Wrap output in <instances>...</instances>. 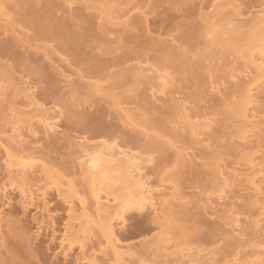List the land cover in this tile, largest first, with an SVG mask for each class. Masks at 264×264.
Here are the masks:
<instances>
[{
	"label": "rangeland",
	"instance_id": "rangeland-1",
	"mask_svg": "<svg viewBox=\"0 0 264 264\" xmlns=\"http://www.w3.org/2000/svg\"><path fill=\"white\" fill-rule=\"evenodd\" d=\"M6 1V0H5ZM10 1H11V3H10ZM16 1V2H15ZM20 1L21 0H13V3L15 2L16 3V6H15V3H14V5H13V3H12V0H8L7 2H9V3H7V9H9V10H7V9H5V10H7V11H4L5 13L6 12H8V11H10V9L12 8V6H10V5H13L14 7L12 8V9H14V11L11 9V11H13V12H11L10 11V13H14L13 14V16L15 17V15H16V13L15 12H17V13H19L21 10H25V9H27V8H25L26 6L28 7V5H29V3L31 2V0H25V2H27V5H25L26 3L24 2V0H22L21 2L22 3H20ZM30 1V2H29ZM42 1V0H41ZM51 1V0H50ZM56 1V3H57V0H55ZM60 1V0H59ZM58 1V2H59ZM131 1H133V0H131ZM135 1V3L133 2L132 4H131V6H126V4H125V6H124V3H123V5L121 6V8H124L125 7V9L128 7V8H130L131 9V7H133L134 5L133 4H135L136 5V3L138 2V3H141V6H139L140 4H138L137 3V7H139V8H135L134 9V11H132L134 14H138V17L140 16V17H145L147 20H149V21H147V23L149 22V24H147V27L148 26H150L148 29L150 30V32L148 31V32H146L145 34H147L146 36H152V40H153V38L154 39H156V40H154V41H157V40H159L160 42H162V43H164V41H165V45H166V47H168L169 45L170 46H175L176 44L178 45V47H177V45L175 46L176 48H177V50H176V52L179 54V52L181 53L182 52V54H179V56H181V55H183L184 53H186V48H188L187 49V52H188V50L190 49H193L194 51H195V49L197 48H200L201 46L203 47V45H201L202 44V41H204V39L203 38H201V40L199 41V39H197V41L198 42H201L200 43V46H197V45H199V43H196L197 41H196V37L194 36V33L197 31V30H199L200 28H201V24H202V22H203V26H205L204 24H206V25H208V17L209 16H211L212 14H213V12L215 11V8L213 7H211V5H212V3L213 4H218V2H217V0H193V2H192V0H186L187 1V3L189 2V1H191L190 3L191 4H189L188 3V5H186V9H184V7L183 8H181V10H183V11H181L180 10V8L178 7L177 8V2H175L176 0H166V1H162V0H134ZM145 1H147V2H145ZM160 1H162V2H160ZM169 1H171V2H169ZM178 1V0H177ZM212 3H211V2ZM219 1V0H218ZM224 1V0H223ZM226 1H229V0H225V3H226ZM234 1H237V0H234ZM240 3H241V7L240 8H242L241 9V11L242 10H244V12H245V16H246V18L248 19H246L245 18V16H244V18H245V20H246V22L244 21V18H243V20L240 18L241 16L239 15V17H238V15H236L235 16V14L234 13H232L231 11L230 12H228V11H226L227 13H225V14H223V17H221V18H223V22L221 21L222 19H216L215 21H213V25L215 24V29H217L218 27H219V30H220V26L223 24V23H225V20H230V19H232L234 22H233V24H232V26H239V25H249L250 24V22H249V20L250 19H255V18H253V17H255V16H257V14L262 10V12H264V0H238ZM19 2V3H18ZM23 2L25 3V4H23ZM29 2V3H28ZM43 2V1H42ZM40 3L39 4V7H40V5L41 4H43V3ZM44 2H45V0H44ZM46 2H48V0H46ZM45 2V3H46ZM61 3H64V2H62V0L60 1ZM59 2V3H60ZM121 2H124V0H121ZM169 2V3H168ZM215 2V3H214ZM217 2V3H216ZM222 2V1H221ZM238 2V3H239ZM263 2V3H262ZM80 3H82V2H80ZM142 3H143V5H142ZM147 3V4H146ZM172 3V4H171ZM173 3H176V5L175 4H173ZM9 4V5H8ZM18 4H20V6L18 5ZM84 4H86V5H88V3H82V4H79L78 5V3L77 4H75V7H73L74 9L76 8V14H75V11H74V9H72V12H71V15H69L70 13H69V10L67 11V7H64L63 8V10H60L61 12L59 13V14H57L56 15V13L57 12H55V15L60 19V17H62L61 19H64L65 18V20H68L67 18H70L72 15V17H74L75 18V20L78 18V20H79V18L80 17H82L84 14H86L85 12L87 11H85V12H82V10H81V8L83 7V8H85L84 6H82V5H84ZM89 4H91V3H89ZM207 4H208V7H207ZM44 5L45 4H43V5H41V7L38 9V11H39V13L41 14V13H45V11L46 10H44V12H43V10L42 9H44L43 7H44ZM8 6H10V8L8 7ZM17 6H18V8H17ZM23 6H25V7H23ZM81 6V7H80ZM90 6V5H89ZM92 6V5H91ZM188 6V7H187ZM21 9H20V8ZM205 7H207V8H205ZM253 7V8H252ZM23 8V9H22ZM25 8V9H24ZM79 8V9H78ZM120 8V9H121ZM176 8V9H175ZM202 8V9H201ZM205 8V9H204ZM263 8V9H262ZM62 9V8H61ZM66 9V10H65ZM125 9H124V12H127L128 10H130V9H126V11H125ZM214 9V10H213ZM19 12H18V11ZM89 11H87V14H89V15H86V17L85 18H80V20L81 19H84L83 21H86V19L88 18V20L90 19L89 17H91L92 19H90L91 21L92 20H94V22L92 21V23H95L96 25L95 26H97V25H100L101 23H103L102 25H104L106 22H104V20L103 19H105V18H102V20H100V18H98V20L96 19L97 18V14H99L98 13V11L97 10H94V9H88ZM123 10V9H122ZM140 12H139V11ZM180 10V11H179ZM23 11H21L20 13H22ZM79 11V12H78ZM83 13V15H82V13ZM90 11H95V13H96V15H95V13H93V12H90ZM248 11V12H247ZM64 12V13H63ZM74 12V13H73ZM77 12L78 13H80V14H78L77 15ZM90 12V13H89ZM123 12V11H122ZM123 12V13H124ZM130 13V16H133V15H131V14H133V13ZM253 12V13H252ZM10 13H8L9 15H10ZM66 13V14H65ZM68 13V14H67ZM140 13V14H139ZM141 13H143V14H141ZM261 13V12H260ZM258 14V15H261V14ZM43 14H41V15H43ZM145 14V15H144ZM235 16V18H234V16ZM253 14H255V15H253ZM67 15H69V17L67 16ZM78 17H77V16ZM80 15H82V16H80ZM93 15V16H92ZM96 17H95V16ZM263 15V14H262ZM85 16V15H84ZM206 16V18H205V20H206V22H204L205 20H204V17ZM2 17V16H1ZM1 17H0V23L2 24V26H1V37H0V49L2 48V47H4L6 50L8 49V51H6L4 48H2V49H4L3 51L2 50H0V52L2 51V54L0 53V62L4 65L3 67H5L6 69H7V67L8 68H10L11 70H12V68L14 67V74H16V75H14L16 78H18V79H16V78H14V76L12 75V73L13 72H9V75L11 74L13 77V79L12 78H10V80H8L9 79V75H4L5 73L4 72H6V71H4V69L5 68H1L0 70L4 73H0V76H2L3 75V79L2 80H4V76H5V81H3V83H5V82H7V83H5V84H7V86L5 85V84H2V85H0V95H2V93H3V97L2 96H0L1 98H0V103L2 102V100H3V106H1L0 108H3V109H0V111L2 110H4V112H2L1 111V116L2 115H4V116H2V117H4V120H6V121H2V119L3 118H1V116H0V118H1V121L3 122H0L1 124H0V126H2V129L4 128H6L5 130L3 129H1V127H0V129H1V131H4V134L5 135H0V140L2 139V141L3 140H5L6 141V139L5 138H9V139H14V137L13 136H15V137H17V135H20L21 133H20V131L21 132H23L21 135L23 136V138L22 139H24L26 142H24V145H30L29 147L30 148H32L31 150H30V148L29 147H24L23 146V148H25V151L27 150V152H26V156H25V158L27 159L28 158V155H27V153L31 156L30 157V159H29V161H28V159H27V161H28V163L29 162H32V164L33 165H35V166H33L32 164H31V166H32V173H29L30 175H29V183H28V185H27V187L29 188V187H32V188H29V191H31V193L33 194V202L32 203H34V204H31L32 206L31 207H28L27 208V210L25 211V209H24V203H27V202H29V201H31L30 199H25L24 197H21L22 195L20 194V192H19V189L17 188L18 186H20L18 183L16 184L17 185V187L16 188H14V189H11V187H9L10 186V184H11V182H12V179L9 177V174L7 173V172H9V170H6L5 169V167H6V161L5 160H9L8 158H6L7 156L3 153L4 151L1 149V151H3V152H0V168H2V169H0V173H2V174H0V194H3V192H4V190H5V188H7L6 190H7V192H6V190H5V194L6 195H4V198H3V195L1 196L0 195V217L2 218V220H3V222H1V223H3V224H0V231H5L6 230V235L7 234H9V232L7 233V225H11L10 223H7L8 221L7 220H9V218L10 219H12V220H14V221H19L18 222V225L20 226L21 224L23 225V227L22 228H25V230L24 229H22V231L24 230L25 232H26V234H27V232H28V234L26 235V239L25 238H23L22 236L21 237H19V238H22L24 241L25 240H27V237L29 238L30 236H29V234L31 235V237H32V240H30L31 238H29L28 239V241L29 242H31V241H33V243H34V246L31 244V243H26L25 245H27V248L24 246V245H22V244H24V242L22 243V244H19L20 243V241H19V243H18V240H19V238L18 237H16V238H14V235L13 234H9V239L7 238V236H5L7 239V241L9 240V243H8V247H9V244H10V247L13 249V247H14V249L15 250H18L19 251V255L23 258H20L21 259V263L23 264H26L27 262L28 263H30V264H36V261L34 262V261H29V256H32V255H30L31 253V251H30V249H33V253H34V255L37 257V256H39L37 259H39L40 258V262H41V264H89V263H87L86 261H85V258L88 256L89 258H91V255H94L95 257H97V260H99L98 261V263L99 264H112L113 263V261H112V263L110 262L111 260H113L112 259V257H111V251H110V247L106 244V241H104V240H101V241H99V239H101V234L100 233H98L97 232V229L94 227V230L92 231L91 230V234L92 233H96L93 237H92V235H88V234H90V233H88L87 235L85 234V237H83V235H80V233H81V231H80V233H79V225L76 223V222H72L71 220H70V217H69V214L71 213V212H69L70 210H71V206H74L73 207V209H72V211L74 210V211H80L81 212V205H79V200H78V198L72 193V191L74 190V191H76V192H78V190L79 191H83L82 193L81 192H78V193H80L79 195H80V197L82 196H84L85 198H87V199H89V200H91L92 199V193H91V196H90V191H92V190H90V188H91V184H90V179H89V177L85 174V171H84V168L82 167V166H80L81 165V163H86L91 157H92V153H95V152H98L99 150L100 151H102V149H103V144L104 143H107V144H110V145H113V146H115V148H118V147H120V149L122 148V150L124 149L125 151H127V152H130V153H132L133 152V154L135 153V154H137L139 157H140V159H142V161L143 162H145V164H147L148 163V161H151V162H149L147 165H145V167H144V165H143V169H145V173H146V176H147V178H148V181L150 182V184L153 186V188L155 187L156 188V190H157V188H159V189H162V190H164V191H162V190H157V192L159 193V194H161V195H159L158 193H155L156 195L155 196H157V194H158V196L156 197V198H158V197H160V196H163L162 194H166V193H168L169 195H171L172 196V194L174 195V196H172V198H171V196H170V200L171 201H173L174 199H173V197H176L177 199H179V201H177V203H175V205L176 204H178V205H180L179 207H177L176 208V206H175V209H177V210H175L174 209V211H172L171 213H172V215L174 216H172V217H170L172 220H171V223L172 224H170L171 225V229H170V231L172 230V229H175V232H177V235L178 236H176V234L174 233V231L172 230L171 232H172V234H174L175 236H173L170 232H168V231H166L167 229H166V227H165V230H164V228H163V231H165V232H168L167 234H169V236H170V234L172 235V236H168V238H171V240H173V238H174V240L172 241V244L174 243V247H175V249L177 248V250L179 251V248H182V249H184V252H185V250H186V253H187V255L189 254L190 255V257H191V255L193 256V257H197V256H195V255H198V257H200V259H198V260H200V261H205L204 262V264L206 263V264H211L212 262L214 263L215 261L214 260H216V262H217V264H222V263H226L227 261L228 262H231V261H233V260H235V259H238V258H240V259H242V260H244L246 257L247 258H250V257H252L251 256V254H254L255 252V250L253 251V250H250V249H254V248H252V245H260L261 244V242H263V240H264V222H262V224L260 223V227L258 226V230L256 229V228H254V227H252V224H253V222L255 221V220H257L258 218H260V219H262L263 217H258L259 215H260V207L259 206H256V207H259V208H256L255 206H252V205H250V203H252V202H250V197L251 196H249V195H254V192L255 191H253L252 189H254V188H250L249 187V185L247 186L246 185V183L245 184H243L245 181H246V176L248 175V173H250L251 171H249V169H247V168H250V166H249V164H247V162H244L240 157V155H238V152H239V154H243V153H245V152H242L243 151V149H245L243 146V148L242 149H240V147L241 146H238L239 144H240V142L239 141H241V140H238V137H235V135H236V132H235V129H237V126H240L241 125V123L239 122V120H237L236 118H234L233 116H230V110L229 109H227L228 110V112H229V114L225 111V109L226 108H224V107H226V105L224 106V104H234V103H236L237 102V100L239 99V96L241 95V91H242V89H243V87L245 86V85H243V83L244 84H246V83H249V81H251L253 78L252 77H254V75L252 76V74H254V72H252L250 75H249V71L250 70H248V71H244V69H245V60H244V58L242 57V54H241V52L239 51V53L237 52H234L233 50L231 51V50H228V52L229 53H227L226 54V52H227V50L225 51V49H223V47L221 48H217V49H219V50H221L220 52H218L219 50H212V49H210V42L211 41H209V40H212V39H210V38H213V36L211 35V37H209V40L207 39V34H205V36H206V38H205V41H204V43L206 42H208L206 45L208 46V49L206 48V45H205V48H201L202 50H200V49H198V51L196 50V52L194 53H192V51L193 50H191V52H188L189 53V55H188V58H189V64H192L191 63V56H190V53H191V55L193 56V54H195L196 56H195V58L197 57V56H199V57H197L196 58V60H194L193 58H192V62L194 61V63H195V61H197L199 58H200V56L201 55H199L200 54V52L199 51H205V49H207V51H205V53H208L209 51L208 50H210V52L211 51H214V53L217 51V53L219 54V56H218V54L217 53H215L217 56H215V54H214V59H213V61L214 62H209V61H206L207 63L209 62V65H212V67L211 66H209L208 64V66L206 65V66H204V64H202L203 66H204V68H203V66L201 67V69L203 68V70H198V75H200V72H201V77H197L198 75H196V72H195V76L197 77H194V75L192 74V72H190L189 70H188V68H186V67H188V66H186V67H184V68H186V70L185 71H183L184 69H183V67H181V63L183 62V61H179V60H181V57H179L178 58V60H177V62H179L181 65L180 66H177V67H181L180 69L178 68L177 69V67L174 69V67L173 68H170V69H172L173 71H169L168 72V70L166 69V68H164L165 66H163V65H161V63H156V61H150L149 63H152V65L151 64H149L148 65V67L150 68V69H152V70H154V72L151 74L150 72L148 73V75H147V73H146V75L148 76V77H150V78H148L150 81H148V79L146 80V82H145V80H144V82L146 83H141V89H140V84H136L137 86H127V88H126V85L124 84V83H127V82H125L122 78H120V79H118V81L116 80V82L114 81L113 83L114 84H116V83H118L119 81H121V83L119 84L120 86L123 84L124 86L120 89L118 86H117V90L116 91H112V90H110V88H109V90L107 91V90H102V91H98L99 93H96L97 94V96H96V94H95V98L94 99H97V100H95V101H93V103H92V101L91 100H89L91 103L90 104H86L85 105V99L83 98V95H81V94H76V95H80V96H78V97H80V98H77L76 96H74L73 95V93L71 94L70 92H69V89L71 90V87H74V85L77 83V81L79 80L78 79V72H77V70L73 67V66H71V64H73V61L71 60V59H68L67 57L65 58L64 57V61L66 60V62H64L63 61V56H60L58 53L57 54H52L49 58H44L43 57V53L40 51H38V53H36V51L35 52H32V50H31V55H30V50H29V52L27 53V49H28V46H29V44H28V42H27V39L25 38L24 40H26V42L27 43H23V45H24V47H25V44L26 45H28L27 46V48L25 49L24 47H23V45H21V44H19V43H16L12 38L13 37H11V36H13L12 34H11V31H10V29L14 26L13 24L15 23H13V24H11V25H13L12 27H11V25H9L8 23H10L11 21L9 20V18H5V17H3L2 19H3V21H2V19H1ZM12 17V14L10 15V18ZM18 17V16H17ZM17 17H15V18H17ZM133 17H137V16H133ZM252 17V18H251ZM258 17V16H257ZM7 20L8 19V21H5V19ZM234 18V19H233ZM60 19V20H61ZM225 19V20H224ZM11 20H12V18H11ZM14 20V19H13ZM95 20H97V22H95ZM100 20V21H99ZM126 21L127 19H123V21ZM204 20V21H203ZM236 20V21H235ZM73 21V20H72ZM71 21V23L70 22H68L69 24H73V25H75V23H76V26L78 25V21L76 20L74 23ZM81 22V21H79V23H81V25L82 26H80V24H79V26L78 27H76V26H74L75 28H77L76 29V31H74L75 30V28H74V30H73V25L71 26V28H72V30L77 34V33H79V32H81V33H84V25L85 24H87V23H85V22ZM91 21H89V22H91ZM98 21L100 22V24H98ZM103 21V22H102ZM106 21V20H105ZM122 21V22H123ZM253 21V20H252ZM3 22V23H2ZM8 22V23H7ZM86 22H88V21H86ZM119 22V21H118ZM208 22V23H207ZM12 23V22H11ZM57 24V22H54V24ZM83 23H85L84 25H83ZM121 23V22H120ZM165 23V24H164ZM211 23H212V21H211ZM249 23V24H248ZM53 24V23H52ZM51 23L49 24V25H52ZM89 24V23H88ZM161 24V25H160ZM93 26H94V24H92ZM107 25V24H106ZM106 25H104V26H106ZM200 26L199 27V29H195V26ZM70 26V25H69ZM86 27H88L87 25H85ZM94 26V27H95ZM4 27V28H3ZM8 27V28H7ZM11 27V28H10ZM82 27V29H83V31H82V29L79 31L78 29L79 28H81ZM146 27V26H145ZM147 27H146V29H147ZM206 27V26H205ZM222 27V26H221ZM6 28H7V30H8V33L10 34V36H9V34L7 33H5V30H6ZM14 28H17L16 27V24H15V27ZM19 28V27H18ZM23 28V27H22ZM22 28H20V29H22ZM95 28H98V27H95ZM111 27L108 25V27L105 29V31H106V33H107V35L106 36H108V37H106L105 35H104V39L105 40H103L104 41V43L106 44V45H108V47H110V50L113 48H115L116 49V47L118 46V45H120L119 43V41L117 40L118 38H119V36L118 35H121L120 34V32L122 31V28H123V26H122V28H121V26H119L118 27V29L117 30H115V27H113V29L115 30V32H116V34L117 35H113V33L115 34V32L112 30V28H111V31L110 30H108V29H110ZM119 28H120V30H119ZM202 28H204V27H202ZM249 28V29H248ZM3 29H5V30H3ZM13 29V28H12ZM11 29V30H12ZM19 29V30H20ZM24 29V28H23ZM23 29H22V33H26L25 31H28V29L26 30V28L24 29V32H23ZM177 29V30H176ZM251 28H250V25H249V27H246L245 28V30H242L243 32H240L241 34H246L247 33V31L248 30H250ZM6 30V31H7ZM78 30V31H77ZM119 30V31H118ZM175 30V31H174ZM191 30H193V32H192V34H191ZM194 30H196V31H194ZM4 31V34L2 33ZM10 31V32H9ZM109 31H110V33H109ZM123 31H124V29H123ZM174 31V32H173ZM19 33H21L20 31H18ZM118 32V33H117ZM137 32H138V30L135 32V30H134V33H136V35H137ZM144 32V31H143ZM172 32V33H171ZM208 32V31H207ZM21 33V34H22ZM28 33V34H27ZM25 35H30V36H32L33 34H32V32H27ZM65 33H68V31H65ZM139 34L138 35H140V33H142V32H138ZM149 33V34H148ZM184 33V34H183ZM32 34V35H31ZM80 34V33H79ZM189 34H191V36L189 35ZM195 34H197V32L195 33ZM237 33H235V32H232V33H228V35L227 34H225V37L227 38H225L226 39V42H224V43H227V42H229L228 40H234V37H235V35H236ZM6 35V36H5ZM135 35V34H134ZM141 35H143V33L141 34ZM181 35H184V37L182 38V36ZM9 36V37H8ZM118 36V37H117ZM187 36V37H186ZM188 36H190V37H188ZM193 36H194V38H193ZM209 36V35H208ZM6 37V38H5ZM149 37V38H150ZM181 38V39H179V40H175V39H177V38ZM193 38V43L191 42L190 44L188 43V41H187V39H190V38ZM221 37L223 38V41H225L224 40V36L223 35H221ZM11 38V39H10ZM117 38V39H116ZM185 38V39H184ZM187 38V39H186ZM108 39V40H107ZM194 39H195V41H194ZM3 40H5L6 41V43H5V41H3ZM115 40H117L119 43H117V41L115 42ZM174 40H175V42H174ZM187 41V43H186V41ZM207 40V41H206ZM14 41V42H13ZM109 41H111V42H109ZM2 42H3V44H2ZM30 42V41H29ZM99 42V41H98ZM98 42H96L97 44H98ZM169 42H171V44H168ZM189 42H190V40H189ZM194 42H195V44H194ZM231 42V41H230ZM233 42V41H232ZM100 43V45H102V43L101 42H99ZM103 43V45L106 47V48H108L105 44ZM109 43V44H108ZM172 43H174V44H172ZM5 44H6V46H5ZM8 44V45H7ZM10 44V45H9ZM16 44H18V45H16ZM193 44L195 45V46H193ZM2 45H4V46H2ZM99 44H98V46H100ZM121 45H122V43H121ZM17 46V47H16ZM123 46H125V45H123ZM123 46L121 47L120 46V48H121V51H125V49H126V47L124 48V50H123ZM188 46V47H187ZM190 46V47H189ZM103 47V46H102ZM183 48V50H182V48ZM192 47H196L195 49L194 48H192ZM104 48V47H103ZM180 50H179V49ZM109 49V48H108ZM117 49H119V47L117 48ZM116 49V50H117ZM11 50H12V52H11ZM109 50V51H110ZM182 50V51H181ZM189 50V51H190ZM223 50H224V52H223ZM5 51V52H4ZM88 51H89V49H88ZM111 51H115V50H111ZM236 51V50H235ZM8 52V53H7ZM197 52H199V54H196ZM224 53V54H222V53ZM7 53V54H6ZM10 53V54H9ZM25 53H27V56L28 55H30V56H24L25 58H27V59H29V60H33V59H31V58H29V57H34L35 59H36V61H38V62H40V64H41V66L43 65L44 66V64H45V66L43 67V70L42 71H44V72H42V73H45L46 75H43L44 76V78H45V80H47V78L49 77V80H51V81H47V82H51L50 84H54L53 86V91L55 92H53V94H56L57 96H59V97H57V96H55L54 97V95L53 94H51V96L49 95H45V94H43L42 92V94H40V90L36 87L37 86V84H35L36 82H35V80L32 78V77H30V79H29V77H27V76H23L21 73H18L17 74V69L16 68H18L19 69V65L17 66V64L19 63H21V61L19 62V60H20V57H21V60L23 61L25 58L23 57V55H26ZM41 53V54H40ZM97 53H98V51H97ZM177 53H175V54H177ZM187 53V54H188ZM204 53V52H203ZM202 53V54H203ZM212 53V52H211ZM220 53H221V55H220ZM19 54V55H18ZM178 54L176 55V56H174V57H177L178 56ZM225 54L227 55L226 57H223V56H225ZM6 57H5V56ZM21 55V56H20ZM57 55H59V59L57 58L56 59V56ZM151 55V54H150ZM18 56H20L19 57V60H17L16 58H18ZM172 56H173V54H172ZM191 58H190V57ZM8 57H9V59H8ZM11 57V58H10ZM107 57H109V56H107ZM111 57V56H110ZM110 57H109V60H110ZM215 57H217V61L215 60L216 58ZM218 57H219V59H218ZM222 57V58H221ZM106 58V57H105ZM221 58V59H220ZM224 58V60H225V62H223V59ZM34 59V60H35ZM62 59V60H61ZM108 59V58H107ZM228 59V60H227ZM47 60V61H46ZM60 60V61H59ZM142 60V59H141ZM141 60H138V61H133L134 63H132V64H134L135 66H136V64H137V66L138 67H141V68H146L147 67V63H146V60L145 59H143V61H141ZM145 60V61H144ZM13 61V62H12ZM227 61H229L230 62V64L227 62ZM52 62V63H51ZM59 62H62V63H59ZM137 62H139V63H137ZM144 62V63H143ZM0 63V64H1ZM9 63H10V65H9ZM15 63V64H14ZM54 63V64H53ZM64 63V64H63ZM66 63V64H65ZM130 63V64H131ZM136 63V64H135ZM140 63H143V65H141ZM146 63V64H145ZM211 63H213V64H211ZM225 63H228V64H225ZM56 64V65H55ZM153 64H154V66H153ZM160 64V65H159ZM6 65H8V66H6ZM53 65V66H52ZM61 65V66H60ZM133 65V66H134ZM225 65H227V66H225ZM1 67H2V65H0ZM17 66V67H16ZM65 66V67H64ZM136 66V67H137ZM143 66V67H142ZM145 66V67H144ZM164 68H162V67ZM183 66V65H182ZM16 67V68H15ZM147 67V68H148ZM210 67V68H209ZM57 68V69H56ZM146 68V69H147ZM148 68V69H149ZM5 69V70H6ZM120 68H115V71L117 72V70H119ZM166 69V70H165ZM169 69V70H170ZM177 69V70H176ZM114 70V69H113ZM180 70H182V72L184 73H182L181 74V72H179ZM7 71H9L8 69H7ZM115 71H113V72H115ZM120 71V70H119ZM140 72H142L141 70H139ZM168 73H167V72ZM177 71V72H176ZM188 71V72H187ZM161 72H166V74L165 75H171L170 76V79H171V81H170V84L171 85H169L168 86V89H167V94L166 95H164L165 93H162V92H160L159 90H156V91H158L159 93L157 94L156 92H155V90H153L154 92H152L151 90H150V88H148V90H147V88L145 87V86H147L148 85V87H150L149 86V84L151 83V80H152V78L156 81V83L158 82V85H159V83H160V85L162 84L161 83V80H158L157 81V78H158V76L157 75H160V74H162ZM179 72V73H178ZM187 72V73H186ZM8 73V72H7ZM156 73H158V74H156ZM194 73V72H193ZM2 74V75H1ZM62 74V75H61ZM150 74V75H149ZM187 75V77H188V74L190 75V77H188V79L187 78H185L186 77V75ZM193 76H192V75ZM246 74H248V75H246ZM11 75H10V77H11ZM184 76V77H182V76ZM18 76V77H17ZM63 76V77H62ZM255 76H256V74H255ZM7 77V78H6ZM22 77V79L24 80H22V79H19V78H21ZM23 77H25V78H23ZM32 78V79H31ZM180 78V79H179ZM184 78H185V80H184ZM195 78V79H194ZM200 78V79H199ZM0 79V84L2 83V80ZM8 81H7V80ZM15 79V80H14ZM25 79L27 80H30V81H25ZM68 81H66V80ZM182 79V80H181ZM198 79H199V82H198ZM15 82H14V81ZM17 80V81H16ZM19 80V81H18ZM20 80L22 81V82H20ZM65 80V81H64ZM201 80H203V81H201ZM11 83H10V82ZM13 81V82H12ZM33 81V82H32ZM56 81V82H55ZM89 81V80H88ZM90 81H92V80H90ZM19 83L20 85H18L17 83ZM29 82V83H28ZM70 82V83H69ZM95 82V83H94ZM97 82H98V84H97ZM92 81V82H85V83H87V84H96V85H100V86H103V87H107V83L106 82H102V81ZM100 82V83H99ZM148 82H149V84H148ZM16 84V86H15V84ZM23 83V84H22ZM102 83V84H101ZM112 83V84H113ZM11 84V85H10ZM14 84V85H13ZM26 86H25V85ZM35 86H34V85ZM67 84L69 85V86H67ZM73 84V85H72ZM242 85V86H241ZM2 86H3V92H2ZM4 86H6V88L4 87ZM10 86H13L14 87V90H13V87H11L10 88ZM26 87V89H25V87ZM58 86V87H57ZM21 87V88H20ZM24 87V88H23ZM130 87V88H129ZM136 87H139V88H136ZM35 88H36V92H35ZM131 88H136L135 90H136V92L137 93H139L140 92V90H142L141 91V93L138 95L137 93H136V95H137V98L135 97L136 95H134L133 96V94H131V93H129V90L131 89ZM145 88V89H144ZM242 88V89H241ZM8 89V90H7ZM12 89V90H11ZM22 89V90H21ZM106 89H108V88H106ZM129 89V90H128ZM140 89V90H139ZM171 89V90H170ZM216 89V90H215ZM241 89V91H239ZM262 89H263V91H262ZM7 90V91H6ZM10 90V91H9ZM21 90V92H20V94H22L23 92V94L22 95H20V94H18L19 93V91ZM25 90H26V92H25ZM28 90V91H27ZM38 90V91H37ZM125 90V91H124ZM132 90V89H131ZM134 89H133V91H135ZM138 90H139V92H138ZM145 92H144V91ZM5 91V92H4ZM12 91H13V94H12ZM23 91V92H22ZM128 91V93H126ZM261 91V92H260ZM260 93L258 92L257 94H258V96H259V98H258V100H259V102H258V104H257V111L259 112V115H260V119L259 120H261V122L259 123V125H261L260 127H261V133L263 134H261V133H259V134H261L263 137H264V88H262L261 87V89H260ZM29 92H30V94H29ZM31 92H32V94L33 95H31ZM57 92V93H56ZM112 92V94L113 95H115V97L113 96V95H111L110 93ZM5 93V94H4ZM7 93V94H6ZM17 94V96L15 95V94ZM71 95H73L71 98H73V100L74 99H76V100H74L73 102H74V106L73 105H71L70 104V102H69V100H71V103H72V99H70L69 98V96H71ZM123 93V94H122ZM126 94V96H127V94L129 95V97L127 96V97H125V94ZM145 93V94H144ZM160 93H161V95H160ZM13 95V96H11V95ZM121 94V95H120ZM152 94H153V96H152ZM263 96H262V95ZM5 95H8L7 97L5 96ZM18 95H19V97H18ZM30 95V96H29ZM46 97H44V96ZM65 95V96H64ZM118 95H120V96H118ZM124 95V96H123ZM213 95V96H212ZM214 95H216V96H214ZM11 96V97H10ZM15 96H16V98L18 99V101H17V99L15 98ZM25 96V97H24ZM34 96V97H33ZM60 96H63V98H65V99H63L62 97H60ZM121 96H123V97H121ZM152 96V97H151ZM155 96V97H154ZM159 98H158V97ZM21 97V99H19ZM33 97V98H32ZM53 97H54V100H53ZM57 97V98H56ZM116 97H118L117 99H116ZM130 97H131V99H130ZM154 97V98H153ZM165 97V98H164ZM167 97V98H166ZM261 97V98H260ZM263 97V98H262ZM6 98L8 99V101L9 102H11L10 104L13 106L12 107V112H13V115H12V112L10 111L11 110V105H7V103H8V101L6 100ZM9 98H13V103H12V101H10V99ZM23 98V99H22ZM35 98V99H34ZM49 98V99H48ZM62 99V101L61 100H58L57 101V99ZM83 98V99H82ZM86 98V97H85ZM123 98H125V99H127V100H125V99H123ZM136 98V99H135ZM216 98H217V100H216ZM2 99V100H1ZM16 99V100H15ZM27 99H29L33 104H34V102L35 101H37L38 102V104H40V106L42 107L41 109H43V111H45V112H47V115H46V117L48 116V113L50 114L49 115V117H45V118H43V119H50L51 117H53V118H56V119H53V121L51 122V123H53V124H55L56 125V127H54V132L53 133H48V134H45V133H43L42 134V132H41V134L40 135H38V141L37 140H35V139H32V138H34L33 136L31 137V134L29 133V129L31 128V126L33 127V128H31V130L32 129H36L37 131H39V130H41L42 129V127H44L42 124H43V121H40V114H41V109L40 110H38V111H36V109H35V106L32 104H29L30 103V101L28 102H26V100ZM34 99V100H33ZM48 99V100H47ZM56 99V100H55ZM82 99V100H81ZM161 99V100H160ZM4 100H6V102H4ZM23 100H25V101H23ZM40 100V101H39ZM52 100V101H51ZM86 100H88V99H86ZM113 100H115V102L113 101ZM147 100H150V101H152V102H150V101H148L147 102ZM174 100V101H173ZM14 101H16V102H14ZM21 101V102H20ZM63 102L62 104H61V102ZM64 101H65V103H67V101H68V103L70 104V108H67V107H69V106H67V107H65V103H64ZM78 101H79V103H81L82 101L84 102V106L82 105V103L80 104L81 105V107L80 106H77L78 105ZM155 101V102H154ZM165 101V102H164ZM172 101V102H171ZM263 101V102H262ZM19 102V103H18ZM37 102H35V104L37 103ZM76 102H77V104H76ZM97 102V103H96ZM144 102L147 104V105H149L148 107L150 108V107H152L151 108V110H153V111H151L150 109L148 110V107H146L145 106V104H144ZM42 103V104H41ZM167 105H166V104ZM9 104V103H8ZM15 104V105H14ZM68 104V105H69ZM73 104V103H72ZM75 104H76V107H75ZM92 104V105H91ZM93 104H96V105H93ZM116 104V105H115ZM150 104H151V106H150ZM155 104H157V105H159V106H157V105H155ZM164 104V105H163ZM169 104V105H168ZM181 105V106H184V107H182V109H183V112H186L185 113V116H187L188 114H189V117L191 116V118H189V120L191 119V122H195L196 121V123L197 122H199V121H201V123L203 124H200V123H198V124H200V125H202V126H204V125H213V127L211 126V128H212V131H211V129H210V132H207L206 134H202L203 136H202V138H203V140H202V138H200L201 140H202V143L200 144L201 145V147H200V145L199 144H197V146H195L194 144V141H191L192 139H189L188 138V136H187V138L185 137H183L181 134H183V131H181V130H187V128L185 129V123H187L186 122V120H184V121H182V122H184V123H182L181 124V122L179 123V120H177V118L175 117V119H174V109L176 108V106L177 105ZM7 105V107H9V110H6L7 109V107H5ZM22 106V107H21ZM65 108H67V109H69V112H68V110L67 109H65ZM72 106V107H71ZM86 106V107H85ZM92 106H94V107H92ZM167 106V107H166ZM175 106V107H174ZM223 106V107H222ZM18 107V108H17ZM34 107V108H33ZM56 107V108H55ZM75 107V108H74ZM78 107H79V110H78ZM143 107H146V109L144 108L143 109ZM154 107V108H153ZM157 107V108H156ZM159 107V108H158ZM174 107V108H173ZM14 108H15V110H14ZM76 108H77V110H76ZM81 108V109H80ZM83 108V109H82ZM86 108V109H85ZM89 108V109H88ZM166 109L167 110V112H168V114H167V112H166V110H165V113H164V110H163V113L161 112V113H159L162 109ZM18 109V110H17ZM24 109V110H23ZM73 109V111H71ZM75 109V110H74ZM154 109H156V110H154ZM157 109H159V112H158V110ZM161 109V110H160ZM186 109V110H185ZM147 112H146V111ZM171 110H173L172 112H171ZM260 110V111H259ZM78 111V112H77ZM81 111V112H80ZM151 111V112H150ZM154 111L155 112H157V113H154ZM261 111H262V113H261ZM18 112V113H17ZM25 114H23V113ZM38 112H40V113H38ZM73 112H75L74 114H73ZM131 113L130 114V116H132L131 117V119H130V117H129V113ZM8 114V116H7V114ZM17 113V114H16ZM21 113V115H18V114H20ZM68 113H69V117L71 116L75 121H77V122H75L73 119V121L71 120V117H70V119H69V117H68ZM82 113V114H81ZM128 113V114H127ZM146 113H147V115H146ZM153 113V114H152ZM158 113H159V115H158ZM29 114V115H28ZM63 114V115H62ZM149 114V115H148ZM153 116H152V115ZM157 116H156V115ZM166 114V115H165ZM174 114V115H173ZM187 114V115H186ZM19 117H18V116ZM24 115V116H23ZM37 115H39V116H37ZM77 115V116H76ZM155 115V116H154ZM232 115V114H231ZM14 116V117H13ZM17 116V118H15ZM51 116V117H50ZM126 116L128 117V118H126ZM151 116H152V118H151ZM195 116H197V119H195V120H193L194 118H196ZM11 117V118H10ZM20 117H22V118H20ZM42 117V116H41ZM133 117L135 118L134 120H133ZM146 117H149V118H146ZM159 117H161V118H159ZM171 117V118H170ZM199 117V118H198ZM206 117V118H205ZM15 118V119H14ZM18 118H20V119H22V120H20V119H18ZM81 118V119H80ZM142 118L143 119H145V121L144 120H142ZM169 118V119H168ZM10 119V120H9ZM12 119V120H11ZM13 119H14V121H13ZM48 119V120H49ZM146 119H149V122H147V120ZM156 119H157V121H156ZM167 120L165 123L167 124H165V126H166V129H165V126H164V129L166 130L165 132L164 131H162L161 130V132L162 133H164V136L162 135V133L160 132V130H158V128H160V126H163V124H164V120ZM19 120V121H18ZM42 120V119H41ZM51 120H52V118H51ZM82 120H83V122H82ZM158 120H163V121H158ZM173 121V123L171 122V121ZM174 120H176V122H177V125L176 124H174ZM13 121V122H12ZM40 121V122H39ZM212 123H211V122ZM5 122V123H4ZM11 122V123H10ZM14 122H15V124H14ZM20 122V123H19ZM23 122H25V123H23ZM32 122H34V123H32ZM69 122V123H68ZM72 122V123H71ZM160 123V122H163L162 123V125H160V126H157V124L158 123ZM171 124H170V123ZM175 122V123H176ZM17 123V124H16ZM20 125H19V124ZM31 123V124H30ZM78 123V124H77ZM81 123H82V125H81ZM137 123V124H136ZM145 123V124H144ZM263 123V124H262ZM9 126H8V125ZM10 124H11V126H10ZM25 124V125H24ZM69 124V125H68ZM134 124H136V125H134ZM140 124V125H139ZM6 125V126H5ZM29 125V126H28ZM177 126V130H178V134H179V132H180V135H177V133H174V131H175V129H176V126ZM181 125H182V127H181ZM8 126V127H7ZM80 126V127H79ZM169 126V127H168ZM173 126H175V128H173ZM15 128V131L14 132H16V128L17 129H19L18 131H19V133L17 132L16 133V135L14 134V132H13V129ZM19 127V128H18ZM154 127H157L156 129H153ZM168 127V128H167ZM170 127L172 128V129H170ZM181 127V130L179 129ZM228 127H230L229 129L226 128ZM233 127V128H232ZM11 128H12V131H11ZM40 128V129H39ZM56 128V129H55ZM135 128V129H134ZM225 128V129H224ZM168 129H170V131H168ZM234 131H233V130ZM7 130V131H6ZM172 130V131H171ZM228 130V131H233L232 132V138H231V133H229L228 134V132H226V131ZM11 131V132H10ZM5 132H7V133H5ZM167 132H173V135L171 134L170 135V133H168L169 135H167ZM213 132H215V134L213 133ZM137 133H138V135H139V139L137 138ZM166 133V134H165ZM212 135H211V134ZM226 133V134H225ZM233 133H235V135L233 134ZM8 134V135H7ZM175 134V135H174ZM222 134V136H220ZM13 135V136H12ZM46 135H48L47 137H45ZM141 135V136H140ZM183 135H187V134H185V131H184V134ZM220 137H219V136ZM226 135H228V136H226ZM3 136V137H2ZM4 136H5V138H4ZM11 136V137H10ZM42 136V137H41ZM172 136H179V138L178 139H176V138H174V137H172ZM180 136L183 138V139H181L180 138ZM216 137V136H218V137H216V138H213V137ZM229 136H230V138H229ZM235 138H234V137ZM262 136H260V138H262ZM40 137H41V139H40ZM172 137V138H171ZM201 137V136H200ZM68 138H70L69 140H68ZM210 138V139H209ZM213 138V139H212ZM218 138H220V139H222V141L221 140H219ZM233 138H234V140H233ZM188 139V140H187ZM207 139H209V140H207ZM8 140V139H7ZM29 140V141H28ZM35 140V141H34ZM42 140V141H41ZM59 142H58V141ZM64 140H65V142H64ZM157 140V141H156ZM180 140V141H179ZM184 140H186V143L184 142ZM204 140H205V142H204ZM207 140V141H206ZM264 140V138H262V141ZM2 141H0V142H2ZM30 141H32V142H30ZM72 141V142H71ZM154 141V142H153ZM158 141H161L160 143L158 142ZM179 141V142H178ZM188 141H191V142H193L192 144H191V142H188ZM215 143H214V142ZM218 141V142H217ZM237 141V142H236ZM260 142H261V139L259 140ZM29 142V143H28ZM63 142V143H62ZM68 142V143H67ZM73 142L74 143H76V144H73ZM206 142H207V144H206ZM27 143V144H26ZM54 143V144H53ZM66 143V144H65ZM162 143H164L166 146H168V147H166V150H165V146H164V149H163V146L162 145H164V144H162ZM189 143V144H188ZM214 145H213V144ZM60 146H59V145ZM62 144V145H61ZM84 144V145H83ZM85 144H87V145H85ZM89 144V145H88ZM158 144V145H157ZM187 144V145H186ZM204 144V145H203ZM242 144V143H241ZM240 144V145H241ZM262 144V150H260V153L258 152L257 153V163L258 164H261V163H259V162H262V161H264V158H259V155H260V157H261V155H264V141L261 143ZM14 145V144H13ZM32 145V146H31ZM37 145V146H36ZM42 147H41V146ZM50 145L52 146V147H50ZM57 145V146H56ZM154 145H156V146H154ZM162 146V148H160L161 146ZM188 146V148L190 149V151H189V149L188 148H184V147H186V146ZM211 147H210V146ZM237 145V146H236ZM257 145V144H256ZM16 146V145H15ZM34 146V147H33ZM48 148V147H50V149L48 148V150L45 148ZM56 146V147H55ZM78 146V147H77ZM84 146H86L87 147V150H88V153L90 154V156H87V155H84L86 152H84L85 151V148L86 147H84ZM158 146H160V147H158ZM171 146V147H170ZM192 146V147H191ZM209 146V147H208ZM214 146V147H213ZM222 146V147H221ZM226 146H227V148H226ZM229 146V147H228ZM231 146H235V147H231ZM18 147V146H17ZM39 147V148H38ZM41 147V148H40ZM58 147V148H57ZM149 147V148H148ZM152 147H156V150H157V148H159L157 151L155 150L154 151V148L151 150V148ZM183 147V148H182ZM196 147H199V148H196ZM205 147H206V149H210L211 151H209V150H207L206 151V149H205ZM236 147H238V149L236 148ZM13 148H14V146H13ZM20 148V147H19ZM34 148V149H33ZM51 148L54 150V149H56L55 151H53V150H51ZM78 148V149H77ZM171 148V149H170ZM193 148V149H192ZM201 148H203V149H201ZM225 148V149H224ZM230 148H232V150L230 149ZM233 148H234V150H233ZM235 148L237 149L236 150V152H233V151H235ZM45 149V150H44ZM119 149V148H118ZM119 149V150H120ZM161 149V150H160ZM162 149H163V151H162ZM168 149V150H167ZM184 149V150H183ZM197 149V150H196ZM215 150V151H213V150ZM224 149V150H223ZM230 149V150H229ZM15 150H17V148L15 149ZM20 150V149H19ZM159 150H160V152H159ZM181 150V151H180ZM183 150V151H182ZM192 150H195V151H192ZM200 150H201V152H200ZM202 150H203V152H202ZM229 150V151H228ZM238 150H242L241 152L240 151H238ZM28 151H30L31 152V154H30V152H28ZM36 151V152H35ZM42 151V152H41ZM47 151V153L46 154H44L45 152ZM51 151V152H50ZM83 151V152H82ZM99 151V152H100ZM104 151V150H103ZM204 151H206V152H204ZM214 153H213V152ZM257 151V150H256ZM263 151V152H262ZM38 152H40V153H38ZM44 152V153H43ZM57 155V156H55V154ZM59 152V153H58ZM105 152V151H104ZM178 152H180V153H182L181 155H180V153H178ZM190 152V153H189ZM207 152H208V154H207ZM225 152V153H224ZM263 154H262V153ZM18 153H19V151H18ZM178 153V154H177ZM229 155H228V154ZM16 154H17V152H16ZM87 154V153H86ZM185 154H187V156H188V161L190 162V165H189V162L187 161L186 162V165H182V166H184V170L182 169V167L180 166L181 165V163L179 162V160H178V158H181V157H179V156H184ZM189 154H191L192 156H191V158H190V156H189ZM199 154V155H198ZM203 154V155H202ZM206 154L208 155V156H211V157H213V158H211V157H206ZM234 154V155H233ZM241 154V155H242ZM21 155H22V153H21ZM25 155V154H24ZM50 155V156H49ZM178 155V156H177ZM205 155V156H204ZM236 155V156H235ZM52 156V157H51ZM70 156V157H69ZM178 157V158H176V157ZM186 156V157H187ZM194 156V157H193ZM238 156V157H237ZM34 159H33V158ZM46 157V158H45ZM55 159H54V158ZM74 157V158H73ZM200 157H202V159L200 158ZM216 157H218V158H216ZM264 157V156H263ZM31 158H32V160H31ZM76 158V159H75ZM149 158V159H148ZM189 158L192 160V158H193V161H190L189 160ZM196 158V159H195ZM205 158V159H204ZM209 158V159H208ZM216 158V160L214 161L213 159H215ZM2 159V160H1ZM47 159V160H46ZM48 159H50V160H48ZM60 159L62 160V161H60ZM176 159H177V162H176ZM207 159V160H206ZM219 159H220V161L221 162H219ZM258 159H260V160H258ZM55 160V161H54ZM69 161V162H68ZM219 162V163H216V164H218L221 168H220V170H221V172H223L222 173V176H219V174L217 175V172L218 173H220L219 172V169H216V167H218V165L216 166L215 165V163L214 162ZM34 162V163H33ZM36 162V163H35ZM53 162H55V164H56V166H55V164L53 163ZM147 162V163H146ZM152 162H154V163H152ZM192 162V163H191ZM197 164H196V163ZM205 162V163H204ZM210 162H212V165H211V163ZM2 163V164H1ZM3 163H6V164H3ZM38 163H40V164H38ZM41 163H43V164H41ZM46 163V164H45ZM51 163V164H50ZM64 163V164H63ZM195 163V167H194V165H193V167L195 168H192L191 166H192V164H194ZM204 163V164H203ZM208 163H210V166H209V164ZM213 163H214V166H213ZM246 165H248V166H246ZM58 164L60 165V167L58 166ZM144 164V163H143ZM152 164V165H151ZM177 164V165H176ZM179 164V165H178ZM187 164L190 166L189 167V169L187 168L188 166H187ZM264 162H262V166L264 167ZM37 165V166H36ZM39 165V166H38ZM49 165V166H48ZM53 165V166H52ZM62 165H63V167H62ZM72 165V166H71ZM161 165V166H160ZM176 165V168L174 167ZM2 166V167H1ZM44 166H48L49 168H50V171H52L51 172V174H52V177H51V179H50V176H51V174L49 175V174H47L46 172H48L46 169H48V167L47 168H45L44 169ZM76 166V167H75ZM178 166H180L181 168H179ZM200 166V167H199ZM205 166L207 167L205 170H203V171H201L202 169H204L205 168ZM211 166L212 167H214V168H211ZM216 166V167H215ZM223 166V167H222ZM37 167V168H36ZM40 167H43V168H40ZM54 168V169H52V168ZM68 167V168H67ZM174 167V169H172ZM196 167H198L197 168V170H198V172H196L195 171V173L198 175V176H196V174L194 173V170H196ZM203 167V168H202ZM210 167V170L208 169ZM243 167H245V169L243 168ZM36 168V169H35ZM39 168V169H38ZM60 168V169H59ZM78 168V169H77ZM81 168V169H80ZM86 168H87V166H86ZM160 168H162V169H160ZM243 168V169H242ZM63 169V170H62ZM164 169V170H163ZM171 169H172V171L173 170H178L179 171V174H180V176H182L181 177V179H180V176L178 177V175L179 174H177L178 173V171H173V173H172V171H171ZM247 169V170H246ZM5 170H6V173L5 174H3L4 172H5ZM42 170V171H41ZM43 170H46L45 171V173L43 172ZM57 170H59L58 172H59V174L57 173ZM166 170H169V171H166ZM180 170L182 171V172H180ZM186 170H188V171H186ZM193 170V171H192ZM212 170H215V172H213ZM238 170V171H237ZM244 170V171H243ZM3 171V172H2ZM31 171V170H30ZM84 171V172H83ZM165 171H166V173L169 175V173H170V171H171V176H169L168 177V175L165 173ZM184 171V172H183ZM192 171V172H191ZM200 171V172H199ZM205 171V172H204ZM232 171V172H231ZM39 172V173H38ZM65 174H64V173ZM67 172V173H66ZM192 174H191V173ZM213 172V173H212ZM228 172V173H227ZM241 174V177L239 178L240 180H241V182H239V181H236V182H234L233 184L232 183H230V184H232V185H230L229 186V188H230V190H229V188L228 189H226V191H227V195H226V198H225V202H224V200H220V201H218L219 203L222 201V203H221V205L220 204H218V202H215L216 200H219V199H216L217 197H218V195H219V193L218 194H215L216 193V191H215V188L217 189V187H216V185H215V181H214V179L216 180V179H222V181H224V179H225V177L226 176H224L225 174H229V173H232V174H230V175H227L230 179H231V177H233V176H236V173H237V176L238 175H240L239 173ZM35 173V174H34ZM43 173H44V175H43ZM165 174V180H163V181H165L166 183H164V182H162V178L164 179V175L163 174ZM185 173V174H184ZM195 175H194V174ZM204 173V174H203ZM208 173V175H206ZM212 173V174H211ZM215 173V174H214ZM235 175H234V174ZM245 173H247L246 175H245ZM38 174V175H37ZM46 174L48 175L47 177H46ZM85 174V175H84ZM187 174V175H186ZM243 174V175H242ZM4 175H5V177H4ZM33 175V176H32ZM60 175H64V177L66 176V179L63 177V176H61L60 177ZM167 175V176H166ZM174 175H176L175 177H174ZM206 175V176H205ZM251 175V174H250ZM36 176V177H35ZM41 176V177H40ZM56 176H58V177H56ZM185 176V177H184ZM189 176L191 177V178H189ZM204 176V177H203ZM224 176V177H223ZM231 176V177H230ZM245 176V177H244ZM32 177V178H31ZM41 179H40V178ZM45 177H46V180H45ZM49 177V178H48ZM170 178L171 177V179L172 180H168V178ZM173 177V178H172ZM200 177V178H199ZM203 177V178H202ZM214 177H217V178H214ZM52 178L53 179H55V180H53V183L51 184V182H52ZM65 180H64V179ZM87 178V179H86ZM176 178H177V180H176ZM194 178V179H193ZM195 178H196V180H195ZM234 178V177H233ZM260 178V179H259ZM262 178H264V173H263V175H261V176H258V180H259V183H261V186L264 188V180L262 179ZM67 179H68V181H67ZM83 179V180H82ZM86 179V180H85ZM188 179V180H187ZM201 179V180H200ZM48 180V181H47ZM62 180H63V182H62ZM72 182H71V181ZM88 181V183L86 182L85 183V181ZM166 180H168V182L166 181ZM174 180V181H173ZM175 180H176V183H175ZM182 180V181H181ZM186 180H187V182H186ZM195 180V181H194ZM213 180V181H212ZM218 180H216V181H218ZM226 180V179H225ZM245 180V181H244ZM263 180V181H262ZM51 181V182H50ZM67 181V182H66ZM178 181V182H177ZM183 181H184V183H183ZM190 181V182H189ZM192 181V182H191ZM50 182V183H49ZM66 182V183H65ZM172 182V183H171ZM181 182V183H180ZM187 184H186V183ZM194 182H196V184L194 183ZM211 182H213V186H215V188L213 189V187H212V183ZM215 182V183H214ZM54 183L56 184V185H58V186H54ZM58 183V184H57ZM67 183L69 184V186L71 187H69L68 185H67ZM167 183H169V184H167ZM240 183H241V185H240ZM35 184V185H34ZM37 184V185H36ZM48 184V185H47ZM51 184V185H50ZM84 184V185H83ZM90 184V185H89ZM183 185V187H182V185ZM191 186H190V185ZM236 184V185H235ZM67 185V186H66ZM86 185V186H85ZM179 186V188H178V190L176 189L177 187H175L174 188V186ZM186 185H188V187L186 186ZM240 185V186H239ZM2 186V187H1ZM3 186H5V188L3 187ZM47 186V187H46ZM49 186V187H48ZM185 186V187H184ZM194 186V187H193ZM238 186V187H237ZM260 186V187H261ZM51 187V188H50ZM56 187V188H55ZM66 187H69V188H66ZM75 188V189H73V188ZM77 187V188H76ZM90 187V188H89ZM248 187V188H247ZM261 187V188H262ZM47 188V189H46ZM49 188V189H48ZM57 188L59 189V190H57ZM66 188V189H65ZM89 188V189H88ZM183 188H185L184 190H183ZM262 188V189H263ZM4 189V190H3ZM176 189V190H175ZM244 189V190H243ZM43 190H45V191H47L48 192V197H46L47 198V200H46V203H47V205L48 206H46L47 208H45L44 209V207H43V203L42 202H44V201H42L43 200V198H40L41 196V194H42V192H43ZM71 191V193L73 194V197H71L72 195H70V191H69V194H68V196L69 197H71L70 199H68V201L70 200V204H68L67 202L65 203V201H67V200H65V197L63 198L62 197V195H61V191ZM90 190V191H89ZM172 190H174V191H172ZM251 190V191H250ZM27 191H28V189H27ZM28 191V192H29ZM37 191H39V192H41V193H39V192H37ZM57 191H60L59 193L60 194H58L57 193ZM166 191V192H165ZM172 191V192H171ZM27 192V195H29V193ZM215 192V193H214ZM230 192V193H229ZM251 192H253L252 194H251ZM171 193V194H170ZM177 193H179V194H176ZM9 194V195H8ZM39 194V195H38ZM83 194V195H82ZM85 194V195H84ZM181 194V195H180ZM5 196H7V197H5ZM37 196V197H36ZM67 196V197H68ZM182 196V197H181ZM185 198H184V197ZM264 190H263V194L262 195H259L258 196V199H261V201L263 202V199H264ZM1 197H2V200H1ZM12 197V198H11ZM66 197V198H67ZM76 197V198H75ZM91 199H90V198ZM181 197V198H180ZM39 198V199H38ZM73 198V199H72ZM219 198V197H218ZM185 199V200H184ZM231 199V200H230ZM249 199V200H248ZM23 200H24V202H23ZM35 200H37V201H35ZM78 200V201H77ZM188 200V201H187ZM251 200H254V198H251ZM8 201H11L10 203L8 202ZM20 201V202H19ZM22 201V202H21ZM92 201V200H91ZM196 201V203L198 202V204H195L194 202ZM227 201H229V202H227ZM2 202V203H1ZM6 202V203H5ZM71 202H73V203H71ZM178 202H180V203H178ZM184 202V203H183ZM191 204H190V203ZM194 203V205H193V203ZM9 203V204H8ZM36 203H39V204H36ZM42 203V204H41ZM182 203V204H181ZM211 205H210V204ZM4 204H5V206H4ZM8 204V205H7ZM208 204V205H207ZM216 204H217V207H216ZM228 204H230V205H228ZM264 204V203H263ZM3 205V206H2ZM34 205V206H33ZM38 205V206H37ZM50 205V206H49ZM52 205V206H51ZM68 205V206H67ZM182 205V206H181ZM195 205H196V207H195ZM206 205H207V209H206ZM215 205V206H214ZM233 205H235V207L233 206ZM23 206V207H22ZM81 206V207H80ZM193 206V207H192ZM205 207V209H204V207ZM219 206V207H218ZM221 206V207H220ZM231 206V207H230ZM247 206V207H246ZM32 207H34V208H32ZM39 207V208H38ZM158 207V206H157ZM180 207H185V208H188L189 209V207H190V209L192 208L193 209V211H192V214H189L188 216H189V218H188V216H187V214L188 213H191V210H188V212L185 210V208H183L184 209V211L182 210V208H180ZM200 207V208H199ZM209 207V208H208ZM4 210H3V209ZM37 208V209H36ZM41 208V209H40ZM42 208H43V211H42ZM77 208H78V210H77ZM81 208V209H80ZM194 208H195V210H194ZM215 211H217V212H214L212 209ZM226 208V209H225ZM229 208V209H228ZM245 208H246V210H245ZM248 208V209H247ZM249 208H251V210H249ZM151 209V210H150ZM234 211H233V210ZM41 210V211H40ZM49 210V211H48ZM152 208H148V209H146L145 211H143V212H137V211H131V212H129L128 213V215H126V218H127V222H126V225L125 226H119L118 228H117V231H118V238H119V240L121 241V245H123V247H124V249L125 248H128L127 250H130V253H133L134 254V256H133V258L132 259H134L133 260V262H136L137 264H175L176 263V258H178V257H176V258H174L175 256H178L177 254H176V252L175 251H177V250H175L173 247H171V249H169V251H171V252H169V251H167L166 249H164V247H162L163 248V250L164 251H161L160 249L158 250V249H156L155 250V248H154V245H158L159 243H157V242H159L158 240H160V237H158L160 234H161V232L162 231H160L161 230V228H159V223L158 222H160V223H165V222H167V224H168V222H169V220H170V218L168 217V214L167 215H165L166 217H164V214L163 213H160V215H157V214H159V213H157L156 214V212L153 210ZM178 210H180V211H182V212H180V211H178ZM209 210V211H208ZM211 210V211H210ZM229 210H231V212H230V214L228 213L229 212ZM79 211L77 212V214H80L79 213ZM177 213H176V212ZM186 211V212H185ZM228 211V212H227ZM69 212V213H68ZM94 212V209L92 208V210H91V213H93ZM155 214H154V213ZM175 212V213H174ZM193 212H194V215H196V216H194L193 215ZM209 212V213H208ZM213 212V213H212ZM233 212V213H232ZM49 213V214H48ZM51 213V214H50ZM53 213V214H52ZM75 213V212H74ZM82 213V212H81ZM185 213H187V214H185ZM212 213V214H211ZM215 213V214H214ZM238 214V215H236V214ZM45 214V215H44ZM225 214H227L226 215V217H225ZM228 214H229V216H228ZM232 214H234V215H232ZM256 214V215H255ZM12 215V216H11ZM43 215V216H42ZM155 215V216H154ZM156 215L158 216V217H156ZM175 215H177V216H175ZM178 215H180L181 217H179ZM183 215V216H182ZM198 215V216H197ZM212 215V216H211ZM231 215V216H230ZM8 218H7V217ZM55 218H54V217ZM207 216H209V217H207ZM237 217V219L239 220V222H240V228L242 229H240V228H238V230H234V228H232V227H230L229 225H227L228 224V222H229V217ZM52 217V218H51ZM176 217H177V219H176ZM182 217H183V219H182ZM184 217H185V219H184ZM190 217H193V218H191V220L192 219H194V220H192V222H191V220H190ZM223 217V218H222ZM7 218V219H6ZM36 218V219H35ZM47 218V219H46ZM158 218H160L159 220H158ZM164 218V219H163ZM165 218H168V221H165ZM188 218V219H187ZM195 218H197L198 219V221H197V219H195ZM205 220H204V219ZM225 218V219H224ZM228 218V219H227ZM44 219V220H43ZM53 219V220H52ZM155 219V220H154ZM157 219V220H156ZM181 219V220H180ZM186 219H187V222H186ZM201 219V220H200ZM164 220V221H163ZM176 220H180V222L182 223V224H186V226H185V224L183 225L184 227L183 228H186V230L185 229H183L184 231H183V233L185 232V235L189 238V236H188V233H189V231L191 232V233H193L194 235H193V237L194 238H191V235H190V242L188 243V244H186L185 243V245H184V243L183 244H180V243H178V246L176 247V244H177V242H180L179 240H178V237H179V235L180 234H183V233H181V231H182V226H180V228H178L179 226H178V222L176 221ZM228 222H227V221ZM241 220V221H240ZM254 220V221H253ZM49 221V222H48ZM68 221H70V222H68ZM163 221V222H162ZM173 221H175V222H173ZM196 221V222H195ZM203 221V222H202ZM208 221H210V222H208ZM212 221V222H211ZM263 221H264V219H263ZM21 222V223H20ZM52 222H54V226H53V228H52ZM156 222V223H155ZM190 222H191V224H193V225H191L190 224ZM200 222H202V223H200ZM208 222V223H207ZM20 223V224H19ZM70 223H72V225H74V227H75V230L76 231H78V234L79 235H75V236H77V237H73V234H72V236H70L69 237V239H70V242L68 241L67 242V240H66V242L68 243H63V245H61V243H62V239H63V237L62 236H64L65 235V233H66V231H67V229L66 228H68V226H69V224ZM76 223V224H75ZM173 223H174V227H173ZM194 223H195V225H194ZM213 223H214V225H213ZM252 223V224H251ZM166 224V223H165ZM166 224V225H167ZM190 224V225H189ZM202 224V225H201ZM205 224H207L206 226H204ZM210 224V225H209ZM3 225V226H2ZM71 225V224H70ZM78 225V226H77ZM164 225V224H163ZM165 225V226H166ZM175 225H177V228H178V230H176L177 228H175L176 226ZM196 225H197V227H196ZM211 225H212V227H211ZM263 225V226H262ZM50 226V227H49ZM209 226V227H208ZM215 226H217V227H215ZM5 228V229H3V228ZM201 227V228H200ZM214 227V228H213ZM229 227V228H228ZM263 227V228H262ZM48 228V229H47ZM51 228V229H50ZM192 228H193V231H191L192 230ZM197 228H198V232H195V231H197ZM212 230H211V229ZM232 228V229H231ZM251 228V229H250ZM254 228V229H253ZM188 229V230H187ZM191 229V230H190ZM217 229V230H216ZM237 229V228H236ZM239 229L241 230V232H239L238 233V231H239ZM253 229V230H252ZM40 230H41V232H40ZM50 230V231H49ZM53 230V231H52ZM201 230V231H200ZM257 230V231H256ZM75 231V232H76ZM96 231V232H95ZM186 231H188L187 233H186ZM234 231V232H233ZM235 231H237V232H235ZM251 231V232H250ZM261 231V232H260ZM51 232H52V234H51ZM196 234H195V233ZM211 232V233H210ZM216 232V233H215ZM226 232V234H224ZM233 232V233H232ZM5 233V232H4ZM77 233V232H76ZM99 235H98V234ZM180 233V234H179ZM191 233H189V234H191ZM198 233H199V235H198ZM214 233V234H213ZM230 233V234H229ZM235 233H236V235H235ZM240 233H242V234H240ZM214 235L215 236V238H213L214 236H211V235ZM217 234H218V236H217ZM259 234V235H258ZM12 235H13V238H12ZM52 235V236H51ZM56 235V236H55ZM198 235V236H197ZM205 235V236H204ZM208 235V236H207ZM229 235V236H228ZM239 235V236H238ZM242 235V236H241ZM246 235V236H245ZM37 236H39V237H37ZM78 236H81V237H78ZM88 236V237H87ZM95 236H96V238L98 239H96L95 238ZM197 236V237H196ZM234 236V237H233ZM258 236V237H257ZM10 237H11V239H13L12 241H10ZM37 237V238H36ZM89 238L88 240H87V238ZM100 237V238H99ZM173 237V238H172ZM176 237H177V239H176ZM196 237V238H195ZM203 237H204V239H203ZM205 237H207V238H205ZM239 237V238H238ZM260 237V238H259ZM33 238H34V240H33ZM51 238H54V239H51ZM64 238H65V236H64ZM73 238V239H72ZM75 238H77V239H75ZM83 238H85V239H83ZM103 238V237H102ZM159 238V239H158ZM200 238V239H199ZM212 238V239H211ZM216 238H217V240H216ZM262 238V239H261ZM16 239H18V240H16ZM38 239V243L36 242V240ZM82 239L83 240H85V242H87V247H86V250H87V252L85 251V249H82V246H83V241H82ZM96 239V240H95ZM158 239V240H157ZM192 239V240H191ZM195 239V240H194ZM196 239L197 240H200V242L198 241V242H196ZM203 239V240H202ZM211 239V240H210ZM214 239V240H213ZM233 239H235V241L233 240ZM52 240V241H51ZM54 240V241H53ZM73 240V241H72ZM77 240V241H76ZM91 240V241H90ZM176 240V241H175ZM202 240V241H201ZM260 240H262V241H260ZM13 241H17L16 243L19 245V246H16V243L14 244L13 243ZM99 241V242H98ZM154 241V242H153ZM157 241V242H156ZM161 241H163V240H161ZM160 241V242H161ZM176 243H175V242ZM193 241H195V242H193ZM240 241V243H239V245H238V243L237 242H239ZM251 241H253V242H251ZM74 242V243H73ZM78 242V243H77ZM156 242V243H155ZM244 242V243H243ZM246 242V243H245ZM248 242H251V243H248ZM255 242H257V243H255ZM69 243H71V244H69ZM81 243V244H80ZM95 243V244H94ZM97 243V244H96ZM102 243V247H105L104 248V250H106L105 252H103L104 250H103V248L100 250V252L99 253H101V254H99L98 255V248L100 247V245L99 244H101ZM155 243V244H154ZM192 243V244H191ZM243 243V244H242ZM84 244H86V243H84ZM89 244V245H88ZM153 244V245H152ZM228 244V245H227ZM237 244V245H236ZM21 245V246H20ZM29 245H31V248L29 247ZM74 245V246H73ZM148 245H152L153 246V248H151V249H153V250H149V251H151V253H152V251H159V252H154V253H152V254H150L149 253V251H148V253L149 254H147V251H146V253H143V251L145 252V250H147L149 247H148ZM231 245H232V247H231ZM250 245V246H249ZM261 245H263V244H261ZM18 247V249L16 248V247ZM23 246V247H22ZM33 246V247H32ZM64 246V247H63ZM96 246V247H95ZM182 246V247H181ZM226 246H228L227 248H225ZM255 246V248H258L259 246H257L256 247ZM10 247H9V249H10ZM34 247H36V248H34ZM71 247V248H70ZM74 247V248H73ZM98 247V248H97ZM108 247H109V249H108ZM245 247V248H244ZM261 247V246H260ZM24 248V249H23ZM28 249L30 252H26V249ZM225 248V249H224ZM244 248V249H243ZM20 249L22 250V251H20ZM96 249H98V250H96V252H95V250ZM145 249V250H144ZM229 251V253H227L228 251ZM235 249V250H234ZM237 249V250H236ZM248 249V250H247ZM259 249V248H258ZM257 249V250H258ZM174 250V251H173ZM191 250V251H190ZM230 250H232V251H230ZM0 251H2V252H4L3 250H0ZM25 251V252H24ZM102 251V252H101ZM166 251V252H165ZM178 251H177V253H178ZM183 251V250H182ZM251 251V252H250ZM85 252H86V254H85ZM111 252V253H110ZM175 252V254L176 255H173L172 253H174ZM193 252H195V254L193 253ZM196 252H198V253H196ZM215 252V253H214ZM232 252H233V254L234 255H231L232 254ZM237 252V253H236ZM253 252V253H252ZM5 253V252H4ZM26 253V254H25ZM32 253V254H33ZM36 253H37V255H36ZM103 253V254H102ZM106 255H105V254ZM167 253H169V257H168V254ZM222 253L225 255H222ZM236 253V254H235ZM249 253V254H248ZM97 254V255H96ZM217 254V255H216ZM219 254V255H218ZM248 254V255H247ZM24 255V256H23ZM65 255H67V256H65ZM144 255V256H143ZM188 255V256H189ZM208 255H209V257H208ZM215 255V256H214ZM229 255V256H228ZM236 255V256H235ZM93 256V257H94ZM107 256H109V257H107ZM174 256V257H173ZM235 256V257H234ZM25 257V258H24ZM100 257V258H99ZM208 257V258H207ZM226 257V258H225ZM228 257V258H227ZM244 257V258H243ZM32 259H34V257L32 256L31 257ZM30 258V259H31ZM136 258L137 259H139L138 261H136ZM173 258L175 259L174 261H173ZM202 258V259H201ZM206 258V259H205ZM209 258H211V259H209ZM217 258V259H216ZM223 258H224V260H223ZM232 258H234V259H232ZM246 258V259H247ZM25 259V260H24ZM87 259V258H86ZM107 259H111V260H107ZM208 259V260H207ZM221 259L223 260V261H226V262H223V261H221ZM35 260V259H34ZM82 260V261H81ZM173 262H172V261ZM84 261V262H83ZM218 261H220V263L218 262ZM26 262V263H25ZM39 262V263H40ZM82 262V263H81ZM128 262H130L129 260H128ZM227 262V263H228ZM27 263V264H28ZM202 264H203V262H201ZM176 264H182V261L180 262V263H176Z\"/></svg>",
	"mask_w": 264,
	"mask_h": 264
},
{
	"label": "bare ground",
	"instance_id": "bare-ground-1",
	"mask_svg": "<svg viewBox=\"0 0 264 264\" xmlns=\"http://www.w3.org/2000/svg\"><path fill=\"white\" fill-rule=\"evenodd\" d=\"M8 0H0V17H1V19L3 18V17H5V18H9V20L12 22H10V23H8L9 21H8V19L6 20L5 18V21H8L7 23L9 24V25H11V24H13L14 22V26L13 25H11V27L13 28H11L10 29V31H11V34L13 35V36H11V37H13L12 39L16 42V43H19V44H21V45H23V43H27L28 42V44H29V46L28 45H26L25 44V47L27 48V46H28V51H27V53L29 52V50H30V55H31V50H32V52H35L36 51V53H38V51L40 52H42L43 54V57L46 59V58H49L52 54H59L60 56H63L62 58H63V61H64V57L66 58H68V59H71L72 61H73V64H71V66H73L76 70H77V72H78V81H77V83L74 85V87H71V90L69 89V92L72 94L73 93V95L74 96H76L77 98H80V97H78V96H80V95H76V94H81V95H83V98L85 99V105L87 104H90L91 102L89 101V100H93V101H95V100H97V99H94L96 96H97V94L96 93H99L98 91H102V90H109V88H110V90H112L113 92L114 91H116L117 90V86L121 83V81H119L118 83H116V84H114L113 82L115 81L116 82V80L118 81V79H120V78H124L123 80L125 81V82H127V83H124L125 85H126V88H127V86H137L136 84H140V89H141V83H145L146 82V80L148 79V78H150V77H148L147 75H148V73L150 72L151 74L154 72V70H152V69H150L149 67H148V65L149 64H151L152 65V63H149L150 61H156V63L158 62V63H161V65H163V66H165L164 68H166L167 70H168V72L169 71H173L172 69H170V68H173L174 67V69L177 67V66H180L181 64L183 65H181V67H183V71H185L186 70V68H188V70L190 71V72H192V74L194 75L195 74V72H196V75H198V70H203V68H204V66H206L207 64L209 65V62H214L213 61V59H214V54L215 53H217V51L214 53V51L219 47H223V49H225V51L227 50V52H226V54L227 53H229L228 52V50H233L234 52H238L239 53V51L241 52V54H242V57L244 58V60H245V69H244V71L246 70V71H248V70H250L248 73H249V75L252 73V72H254V74H252V76L254 75V77H252L253 79L251 80V81H249V83H246V84H244L243 83V85H245L244 87H243V89H242V91H241V89L239 90V91H241V95L239 96V99L237 100V102L236 103H234V104H224V106L226 105V107H224V108H226L225 109V111L227 110V109H229L230 111V113L232 114H230V116H233L234 118H236L237 120H239V122L241 123V125L240 126H237V129H235V132H236V135H235V133H233L234 135H235V137H238V140H241V141H239L240 142V144L238 145V146H241L240 147V149H242L243 147L245 148V149H243V151L242 152H245V153H241V154H239V152H238V155H240L241 157V159L244 161V162H247V164H249V166H250V168H247V169H249V171H251L250 173H248V175L245 177L246 178V181L243 183V184H245L246 183V185L248 186L249 185V187L250 188H254V189H252L253 191H255L254 192V195L252 194L253 192H251V194L252 195H249V196H251L249 199H250V202H252V203H250V205H252V206H259L261 209H260V215L258 216V217H263L262 219H260V218H258L257 220H253L254 222H253V224H252V227H254V228H256L257 230L259 229L258 228V226L260 227V223L262 224V222H264L263 221V219H264V199H263V202L261 201V199H258V196L259 195H262L263 194V190H264V188L261 186V183H259V180H258V176H261V175H263V173H264V167L261 165L262 164V162H264V161H262V162H259V163H261V164H258L257 163V153L259 152L260 153V150H262L261 148L263 147L262 146V142L264 141H262V138H264L262 135V133H261V130L263 129H261V125H259V123L261 122V120H259L260 119V115H259V112L257 111L258 109H257V104H258V102H259V100H258V98H259V96H258V92L260 91V89H261V87L262 88H264V12H262V10L259 12L261 15H258L257 14V16H255V17H253V18H255V19H250L249 20V22H250V30H248L247 31V33L246 34H241L240 32H243L242 30H245V28L246 27H249V25H239L238 27L237 26H232V24H233V20L232 19H230V20H225V23H223L221 26H220V30H219V27L217 28V29H215V24L213 25V21H215L217 18L219 19H222L221 21L223 22V18H221V17H223V14H225V13H227L226 11H228V12H232V13H234L235 14V16L236 15H238V17H239V15L241 16L240 18L243 20V18H244V16H245V12H244V10H242L241 11V9L242 8H240L241 6V3L237 0V1H234V0H229V1H226V3H225V0L223 1V0H217V2H218V4H213L211 1V3H212V5H211V7L213 8H215V11L213 12V14L211 15V16H209L208 18V25H206V24H204L205 26H203V22H202V26H201V28L199 29V27L200 26H195V29L197 28V29H199V30H194V31H196L197 32V34H195L194 33V36L196 37V41H197V39H199V41L201 40V38H203L204 39V41H205V38H206V36H205V34H207V39L209 40V37H211V35L213 36V38H210V39H212V40H209V41H211L210 42V49H212V50H214V51H211L210 52V50H208L209 52L208 53H205V51H207V49H208V46L204 43V41H202V44L201 45H203V47L201 46L200 48H198V49H200V50H202L203 48H205V45H206V48L207 49H205V51H199L200 52V54H199V52H197L196 54H199V55H201L200 56V58L197 60V61H195V63H194V61L192 62V58L194 59V60H196V58L197 57H199V56H197L196 58H195V54H193V56L191 55V53H190V56L192 57H190L191 58V63L192 64H189V58H188V55H189V53L188 52H191V50H193V49H189L188 50V52H187V49L188 48H186V53H184L183 55H181V56H179V54H182V52L180 53L179 52V54L176 52V50H177V48L173 45V46H168V47H166V45L164 44L165 43V41H164V43H162V42H160L159 40H157V41H154V40H156V39H154L153 38V40H152V36L150 37V36H146L147 34H145L146 32H150V30L148 29L150 26H148L147 27V24H149V22L147 23V21H149V20H147L144 16L143 17H138V14L136 15V14H134L132 11H134V9L138 6L137 5V3H136V5L135 4H133L134 6L133 7H131V9L130 8H128L129 6H131V4L134 2L135 3V1L133 0V1H131V0H124V2H121V0H62V2H64V3H61L59 0H57V3H56V1L55 0H48V2H46V0H45V2H44V0H31V2L29 3V5H28V7L26 6H23V7H25V8H27V9H25L24 11L23 10H21V11H23L22 13H20L18 10V12L19 13H17V12H15L16 13V15H15V17H17V18H15L14 16H13V14L14 13H10V11H11V9L14 7L13 5H14V3L16 2H14L13 3V0H12V3H13V5H10V6H12V8L10 9V11H8V12H4V11H7V10H9V9H7V3H9V2H7ZM22 1V0H21ZM20 1V3H22ZM28 1V0H27ZM60 3H59V2ZM138 1V0H137ZM159 1V0H158ZM163 1V0H162ZM162 1H160V2H162ZM164 1H166V0H164ZM163 1V2H164ZM195 1V0H194ZM222 1V2H221ZM24 2H25V0H24ZM23 2V4H25V5H27V2H25L24 3ZM43 3V4H45L44 5V9H42L43 10V12H44V10H46L45 11V13L43 14V13H41V14H43V15H41L40 13H39V11H38V9L41 7V5H43V4H41L40 5V7H39V4L40 3ZM80 2H82V3H88V5H86V4H84V5H82V6H84L85 8H81V10H82V12H85L86 10L87 11H89L88 9H94V10H97L98 11V13L99 14H97V20H98V18H100V20H102V18H105V19H103L104 20V22H106L104 25H106V26H104V25H102L103 23H101L100 24V20L98 21V24H100V25H97V26H95L96 24L95 23H92V21L94 22V20H90V19H92L91 17H89L90 19L88 20V18L86 19V21H88V22H86V21H83L84 19H81L80 20V18H85L86 17V15H89V14H87V11L85 12L86 14H84L83 15V13H82V15H80V16H82V17H80L79 18V20H78V18L76 19L78 22V25L76 26V23H75V25H71V24H69L68 22H70L71 23V21L73 20L74 22L76 21L75 20V18L74 17H70V18H67L68 20H65V18L64 19H61L62 17H60V19L57 17L58 15L57 14H59L61 11L60 10H63V8L64 7H67V11L69 10V15H71V12H72V9H74L73 7H75V4H77L78 3V5L79 4H82V3H80ZM145 2H147V1H145ZM169 2H171V1H169ZM168 2V3H169ZM175 2H177V8L179 7L180 8V10H181V8H183L184 7V9H186L185 7H186V5H188V3L189 4H191L190 2L191 1H189L188 3H187V1L186 0H176ZM192 2H193V0H192ZM216 2V3H217ZM239 2V3H238ZM10 3H11V1H10ZM19 3V2H18ZM89 3H91V4H89ZM123 3H124V6H125V4H126V6H128L126 9H130V10H128L127 12H124V9H125V7L124 8H121V6L123 5ZM148 3V2H147ZM146 3V4H147ZM215 3V2H214ZM263 3V2H262ZM138 4H140L139 6H141V3H138ZM149 4V3H148ZM172 4V3H171ZM173 4H175L176 5V3H173ZM9 5V4H8ZM19 6H20V4H18ZM90 5V6H89ZM92 5V6H91ZM142 5H143V3H142ZM10 6H8L9 8H10ZM15 6H16V3H15ZM73 6V7H72ZM144 6V5H143ZM189 6V5H188ZM187 6V7H188ZM39 7V8H38ZM81 7V6H80ZM207 7H208V4H207ZM207 7H205V8H207ZM264 7V6H263ZM15 8V7H14ZM17 8H18V6H17ZM20 8V7H19ZM38 8V9H37ZM62 8V9H61ZM121 8V9H120ZM137 8H139V7H137ZM204 8V9H205ZM209 8V7H208ZM253 8V7H252ZM5 9H7V10H5ZM21 9V8H20ZM23 9V8H22ZM79 9V8H78ZM123 9V10H122ZM126 9H125V11H126ZM176 9V8H175ZM183 9V10H184ZM202 9V8H201ZM263 9V8H262ZM13 11H14V9H12ZM66 10V9H65ZM76 10V8L74 9V11ZM179 10V11H180ZM183 10H181V11H183ZM214 10V9H213ZM13 11H11V12H13ZM71 11V12H70ZM124 13H123V12ZM139 11V10H138ZM55 12H57L56 13V15H55ZM59 12V13H58ZM79 12V11H78ZM77 12V15L78 14H80V13H78ZM90 12H93V11H90ZM89 12V13H90ZM133 13V14H131V15H135V16H137V17H133V16H130V13ZM140 12V11H139ZM225 12V13H224ZM248 12V11H247ZM8 13H10V15L12 14V20H11V18H10V15L8 14ZM64 13V12H63ZM74 13V12H73ZM93 13H95V11L93 12ZM97 13V12H96ZM96 13H95V15H96ZM253 13V12H252ZM66 14V13H65ZM68 14V13H67ZM75 14H76V11H75ZM140 14V13H139ZM141 14H143V13H141ZM228 14V13H227ZM230 14V13H229ZM228 14V15H229ZM69 15H67L68 17H69ZM76 15V16H77ZM94 15V16H95ZM145 15V14H144ZM233 15V14H232ZM253 15H255V14H253ZM93 16V15H92ZM234 16V15H233ZM235 16H234V18H235ZM78 17V16H77ZM96 17V16H95ZM205 18H206V16L204 17V20H205ZM233 18V19H234ZM245 18H246V16H245ZM245 18H244V21L246 22V20H245ZM252 18V17H251ZM14 19V20H13ZM123 19H127L126 21L124 20L123 21ZM247 19V18H246ZM97 20H95V22H97ZM106 20V21H105ZM203 20V21H204ZM248 20V19H247ZM253 20V21H252ZM1 21V20H0ZM2 21H3V19H2ZM72 21V22H73ZM79 21H83V22H85V23H87V24H85V23H83V25L85 24V25H87L88 27H86L85 25L83 26L85 29H84V33H81V32H79V33H75L74 31H76V29L77 28H75L74 26H76V27H78L79 26V24H80V26H82L81 25V23H79ZM89 21H91V22H89ZM119 21V22H118ZM123 21V22H122ZM211 21H212V23H211ZM236 21V20H235ZM54 22H57V24L55 23L54 24ZM73 22V23H74ZM103 22V21H102ZM121 22V23H120ZM204 22H206V20L204 21ZM3 23V22H2ZM52 24V25H49V24ZM89 23V24H88ZM15 24H16V27L17 28H14L15 27ZM92 24H94V26L95 27H98V28H95ZM165 24V23H164ZM0 25L2 26V24L0 23ZM70 25V26H69ZM108 25L112 28V30L115 32V30H117L118 29V27L119 26H121V28H122V26H123V28H122V31L120 32V34L121 35H118L119 36V38L117 39V40H115V42L117 41V43H119L120 45H118L117 47H116V49L119 47V49H111V50H115V51H111L110 50V47H108V45H106L105 43H104V41L103 40H105L104 39V35L106 36L107 35V33H106V31H105V29L108 27ZM161 25V24H160ZM1 26H0V30H1ZM71 26L73 27V30H74V28H75V30L73 31L72 30V28H71ZM79 26V27H80ZM147 27V29H146V27ZM19 27V28H18ZM25 29L26 28V30L28 29V31L29 32H32V36H30V35H25L28 31H25L26 33L24 34V33H22L21 31H22V29L23 28ZM113 27H115V30L113 29ZM202 27H204V28H202ZM4 28V27H3ZM8 28V27H7ZM7 28H6V30H7ZM20 28H22V29H20ZM111 28L110 29H108V30H110L111 31ZM20 29V30H19ZM24 29H23V32H24ZM82 29V27L81 28H79L78 30L80 31ZM123 29H124V31H123ZM249 29V28H248ZM3 30H5V29H3ZM5 30V33L7 34L8 33V30L6 31ZM77 30V31H78ZM119 30H120V28H119ZM118 30V31H119ZM134 30H135V32L138 30V32H142L143 33V35H141L142 33H140V35H138L139 33L137 32V35H136V33H134ZM148 30V31H147ZM177 30V29H176ZM9 31V32H10ZM18 31H20L21 33H19ZM65 31H68V33H65ZM82 31H83V29H82ZM110 31H109V33H110ZM144 31V32H143ZM175 31V30H174ZM173 31V32H174ZM208 31V32H207ZM1 32V31H0ZM192 32H193V30H191V34H192ZM232 32H235V33H237L236 35H235V37H234V40H228L229 42H227V43H224V42H226V37H225V34H227L228 35V33L230 34V33H232ZM3 34H4V31L2 32ZM118 33V32H117ZM172 33V32H171ZM1 34V33H0ZM9 34V33H8ZM28 34V33H27ZM135 34V35H134ZM149 34V33H148ZM184 34V33H183ZM191 34H189L190 36H191ZM2 35V34H1ZM1 35H0V37H1ZM113 35H117L116 34V32H115V34L113 33ZM209 35V36H208ZM221 35H223L224 36V40L225 41H223V38L221 37ZM6 36V35H5ZM9 36H10V34H9ZM8 36V37H9ZM117 36V37H118ZM182 36V38L184 37V35H181ZM190 36H188V37H190ZM194 36H193V38H194ZM106 37H108V36H106ZM150 37V38H149ZM187 37V36H186ZM6 38V37H5ZM27 39V42H26V40H24V39ZM193 38L191 37L190 39H187V41H188V43L190 44L191 42L193 43ZM226 38V39H225ZM11 39V38H10ZM179 39H181L180 37L179 38H177V39H175V40H179ZM185 39V38H184ZM108 40V39H107ZM175 40H174V42H175ZM189 40H190V42H189ZM3 41H5V40H3ZM13 41V42H14ZM30 41V42H29ZM101 42L102 43V45H100V43L99 42ZM186 41V40H185ZM187 41H186V43H187ZM194 41H195V39H194ZM207 41V40H206ZM231 41V42H230ZM233 41V42H232ZM1 42V41H0ZM96 42H98V44L100 45V46H98V44L96 43ZM109 42H111V41H109ZM5 43H6V41H5ZM103 43L109 48H106L104 45H103ZM121 43H122V45H121ZM196 43H199V45H197V46H200V43L201 42H196ZM2 44H3V42H2ZM109 44V43H108ZM168 44H171V42H169ZM172 44H174V43H172ZM194 44H195V42H194ZM193 44V46H195ZM8 45V44H7ZM10 45V44H9ZM16 45H18V44H16ZM123 45H125V46H123ZM2 46H4V45H2ZM5 46H6V44H5ZM104 48H103V47ZM120 46L122 47L123 46V50H124V48L126 47V49H125V51L123 52V51H121V48H120ZM17 47V46H16ZM23 47H24V45H23ZM24 47V48H25ZM177 47H178V45H177ZM188 47V46H187ZM190 47V46H189ZM221 47V48H222ZM2 48H4V47H2ZM0 49V50H4V49ZM25 48V49H26ZM182 48V47H181ZM192 48H194V47H192ZM196 48V47H195ZM194 48V49H195ZM202 48V49H201ZM88 49H89V51H88ZM179 49V48H178ZM198 49L196 48L195 49V51L193 50L192 51V53L194 52H196V50L198 51ZM6 50V49H5ZM110 50V51H109ZM180 50V49H179ZM182 50H183V48H182ZM181 50V51H182ZM217 50H219V49H217ZM222 50V49H221ZM221 50H219L218 52H220ZM236 50V51H235ZM2 51L0 52L1 54H2ZM6 51H8V49L6 50ZM97 51H98V53H97ZM178 51V50H177ZM5 52V51H4ZM11 52H12V50H11ZM204 52V53H203ZM223 52H224V50H223ZM8 53V52H7ZM6 53V54H7ZM27 53H25L26 55H23V57L24 56H27ZM175 53H177L178 54V56L177 57H174V56H176L177 54H175ZM188 53V54H187ZM203 53V54H202ZM222 53V52H221ZM221 53H220V55H221ZM10 54V53H9ZM41 54V53H40ZM151 54V55H150ZM172 54H173V56H172ZM218 54V53H217ZM222 54H224V53H222ZM225 54V56H223V57H226L227 55ZM19 55V54H18ZM30 55H28V56H30ZM59 55H57L58 57H59ZM5 56V55H4ZM21 56V55H20ZM20 56H18V58H16L17 60H19V57ZM27 56V57H28ZM56 56V55H55ZM56 56V59L58 58ZM107 56H111L110 57V60H109V57H107ZM215 56H217L216 54H215ZM218 56H219V54H218ZM222 56V55H221ZM6 57V56H5ZM106 57V58H105ZM179 57H181V60H179L180 62L181 61H183L181 64L179 63V62H177V60H178V58ZM220 57V56H219ZM219 57H218V59H219ZM11 58V57H10ZM25 58V57H24ZM29 58H31V59H33V60H29V59H27V58H25L23 61L21 60V57H20V60H19V62L21 61V63L19 64H17V66L19 67V69L18 68H16L17 69V74L18 73H21L23 76H27V77H29V79H30V77H32L34 80H35V84H37V88L40 90L39 92H40V94H45V95H50L51 96V94H53V92L55 91H53V85L52 84H50L51 82H47V81H51V80H49V77L47 78V80H45V78H44V76L43 75H46L45 73H42V72H44V71H42L43 70V67L45 66V64H44V66L42 67L41 66V64H40V62H38V61H36V59L33 57H29ZM108 58V59H107ZM216 59V61H217V57H215ZM222 58V57H221ZM220 58V59H221ZM227 58V57H226ZM8 59H9V57H8ZM35 59V60H34ZM59 59V58H58ZM142 59V60H141ZM143 59H145L146 60V63H147V67L149 68H141V67H138L137 66V64H136V66L134 65V64H132V63H134L133 61H138V60H141V61H143ZM38 60V59H37ZM62 60V59H61ZM144 60V61H145ZM223 60V62H225V60H224V58L222 59ZM228 60V59H227ZM47 61V60H46ZM60 61V60H59ZM206 61H209L208 63L206 62ZM13 62V61H12ZM64 62H66V60L64 61ZM132 62V63H131ZM229 64H230V62L229 61H227ZM1 63V62H0ZM52 63V62H51ZM59 63H62V62H59ZM131 63V64H130ZM137 63H139V62H137ZM144 63V62H143ZM143 63H140L141 65H143ZM145 63V64H146ZM157 63V64H158ZM228 63H225V64H228ZM15 64V63H14ZM54 64V63H53ZM64 64V63H63ZM66 64V63H65ZM202 64H204V66L202 65ZM206 64V65H205ZM211 64H213V63H211ZM228 64V65H229ZM0 65H2V67L0 66V69L1 68H5V67H3L4 65L1 63ZM9 65H10V63H9ZM56 65V64H55ZM134 65V66H133ZM160 65V64H159ZM207 65V66H208ZM214 65V64H213ZM6 66H8V65H6ZM53 66V65H52ZM61 66V65H60ZM150 66V65H149ZM153 66H154V64H153ZM186 66H188V67H186ZM203 66V68L201 69V67ZM209 66H211L212 67V65H209ZM225 66H227V65H225ZM9 67V66H8ZM7 67V69L9 70V71H7V69L5 70L4 69V71H6V72H4L3 70V72L5 73H3L1 70H0V73H3L4 75H9V72H13L12 73V75L14 74V67L12 68V70L10 69V68H8ZM65 67V66H64ZM143 67V66H142ZM145 67V66H144ZM151 67V66H150ZM162 67V66H161ZM181 67H177V69L179 68H181ZM184 67H186V68H184ZM115 68H120L119 70H117V72L115 71ZM163 68V67H162ZM163 68V69H164ZM210 68V67H209ZM57 69V68H56ZM114 69V70H113ZM165 69V70H166ZM170 69V70H169ZM176 69V70H177ZM139 70H141L142 72H140ZM113 71H115V72H113ZM153 71V72H152ZM8 72V73H7ZM167 72V71H166ZM166 72H161L162 74H160V75H157L158 76V78H157V81L158 80H161V85H160V83H159V85H158V82L156 83V81L152 78V80H151V83L149 84V82H148V84H149V86L150 87H148V85L147 86H145L146 88H147V90H148V88H150V90L152 91V92H154L153 90H155V92L158 94L159 92L158 91H156V90H159L160 92H162V93H165L164 95H166L167 94V89H168V86L169 85H171L170 84V81H171V79H170V76L169 75H165L166 74ZM167 72V73H168ZM177 72V71H176ZM179 72H181V74L183 73L182 72V70H180ZM178 72V73H179ZM188 72V71H187ZM186 72V73H187ZM194 72V73H193ZM146 73H147V75H146ZM156 74H158V73H156ZM184 74V73H183ZM182 74V75H183ZM191 74V75H192ZM255 74H256V76H255ZM2 75V74H1ZM11 75V74H10ZM10 75H9V79L8 80H10V78H12L14 75H16V74H14L13 76L11 75V77H10ZM19 75V74H18ZM62 75V74H61ZM150 75V74H149ZM181 75V76H182ZM186 75V74H185ZM184 75V76H185ZM192 75V76H193ZM200 75H201V72H200ZM200 75H198L197 77H201ZM246 75H248V74H246ZM184 76H182V77H184ZM2 79H3V75L2 76H0ZM18 77V76H17ZM63 77V76H62ZM188 77H190V75L188 74ZM188 77H187V75H186V77L185 78H187L188 79ZM194 77H196L195 75H194ZM196 77V78H197ZM0 78V79H1ZM7 78V77H6ZM14 78H16L15 76H14ZM23 78H25V77H23ZM31 78V79H32ZM185 78H184V80H185ZM1 79V80H2ZM13 79V78H12ZM16 79H18V78H16ZM19 79H22V77L21 78H19ZM146 79V80H145ZM180 79V78H179ZM195 79V78H194ZM200 79V78H199ZM199 79H198V82H199ZM7 80V79H6ZM7 80V81H8ZM15 80V79H14ZM13 80V81H14ZM23 80V79H22ZM66 80V79H65ZM64 80V81H65ZM89 80V81H88ZM90 80H92V81H102V82H106L107 83V87H103V86H100V85H96V84H87V83H85V82H92V81H90ZM144 80H145V82H144ZM182 80V79H181ZM3 81H5V76H4V80H2V83L0 84V85H2V84H5V83H7V82H5V83H3ZM12 81V82H13ZM17 81V80H16ZM19 81V80H18ZM24 81V80H23ZM25 81H30V80H26L25 79ZM67 81V80H66ZM69 81V80H68ZM67 81V82H68ZM148 81H150L149 79H148ZM201 81H203V80H201ZM1 82V81H0ZM10 82V81H9ZM15 82V81H14ZM20 82H22L21 80H20ZM33 82V81H32ZM56 82V81H55ZM11 83V82H10ZM17 83V82H16ZM29 83V82H28ZM70 83V82H69ZM95 83V82H94ZM100 83V82H99ZM113 83V84H112ZM8 84V83H7ZM7 84H5L6 86H7ZM15 84V83H14ZM13 84V85H14ZM18 85H20L19 83H17ZM23 84V83H22ZM97 84H98V82H97ZM102 84V83H101ZM146 84V83H145ZM11 85V84H10ZM25 85V84H24ZM34 85V84H33ZM73 85V84H72ZM6 86H4L5 88H6ZM15 86H16V84H15ZM26 86V85H25ZM24 86V87H25ZM35 86V85H34ZM67 86H69L68 84H67ZM124 85L122 84L121 86L119 85L118 87L120 88H122ZM242 86V85H241ZM11 87H13V86H10V88ZM23 87V88H24ZM58 87V86H57ZM139 87H136V88H139ZM170 87V86H169ZM21 88V87H20ZM106 88H108V89H106ZM120 88V89H121ZM130 88V87H129ZM136 88H131L130 90H129V93H131V94H133V96L134 95H136ZM25 89H26V87H25ZM133 89L135 90V91H133ZM139 89V90H140ZM145 89V88H144ZM8 90V89H7ZM6 90V91H7ZM12 90V89H11ZM13 90H14V87H13ZM22 90V89H21ZM21 90L19 91V93L18 94H20V92H21ZM122 90V89H121ZM139 90H138V92H139ZM171 90V89H170ZM216 90V89H215ZM10 91V90H9ZM28 91V90H27ZM38 91V90H37ZM125 91V90H124ZM141 91L142 90H140V92L139 93H137L138 95L141 93ZM144 91V90H143ZM262 91H263V89H262ZM2 92H3V86H2ZM5 92V91H4ZM23 92V91H22ZM25 92H26V90H25ZM35 92H36V88H35ZM34 92V93H35ZM42 92V93H41ZM145 92V91H144ZM261 92V91H260ZM259 92V93H260ZM24 93V92H23ZM22 93V94H23ZM33 93V94H34ZM55 93V92H54ZM57 93V92H56ZM69 93V94H70ZM126 93H128V91L126 92ZM143 93V92H142ZM141 93V94H142ZM264 93V92H263ZM5 94V93H4ZM7 94V93H6ZM12 94H13V91H12ZM15 94V93H14ZM22 94H20V95H22ZM29 94H30V92H29ZM32 94V92H31V95H33ZM70 94V95H71ZM95 94H96V96H95ZM111 95H113L112 94V92L110 93ZM123 94V93H122ZM125 94V93H124ZM145 94V93H144ZM11 95V94H10ZM16 96H17V94H15ZM54 95V97L55 96H57L56 94H53ZM73 95H71V96H69V98L70 99H72V103H71V100H69V102H70V104L71 105H73L74 106V100H76V99H74L73 100V98H71ZM121 95V94H120ZM120 95H118V96H120ZM130 95V94H129ZM129 95L127 94V96L129 97ZM160 95H161V93H160ZM262 95V94H261ZM0 96H2L3 97V93H2V95H0ZM6 97L8 96V95H5ZM11 96H13V95H11ZM10 96V97H11ZM16 96H15V98H16ZM30 96V95H29ZM44 96V95H43ZM65 96V95H64ZM114 97H115V95H113ZM124 96V95H123ZM123 96H121V97H123ZM126 96V94H125V97H127ZM131 96V95H130ZM140 96V95H139ZM152 96H153V94H152ZM151 96V97H152ZM213 96V95H212ZM214 96H216V95H214ZM263 96V95H262ZM18 97H19V95H18ZM25 97V96H24ZM34 97V96H33ZM32 97V98H33ZM45 97V96H44ZM54 97H53V100H54ZM57 97H59V96H57ZM56 97V98H57ZM60 97H62L63 98V96H60ZM86 97V98H85ZM136 98H137V95L135 96ZM155 97V96H154ZM153 97V98H154ZM158 97V96H157ZM1 98V97H0ZM8 98V97H7ZM6 98V100L8 101V99ZM46 98V97H45ZM82 98V99H83ZM118 97H116V99H117ZM135 98V99H136ZM159 98V97H158ZM165 98V97H164ZM167 98V97H166ZM261 98V97H260ZM263 98V97H262ZM10 99V101H12V103H13V98H9ZM17 99V98H16ZM15 99V100H16ZM19 99H21V97L19 98ZM23 99V98H22ZM35 99V98H34ZM33 99V100H34ZM49 99V98H48ZM47 99V100H48ZM63 99H65V98H63ZM81 99V100H82ZM86 99H88V100H86ZM123 99H125V98H123ZM130 99H131V97H130ZM2 100V99H1ZM6 100H4V102H6ZM29 99H27L26 100V102L28 101ZM56 100V99H55ZM58 100H61L62 101V99H57V101ZM125 100H127V99H125ZM161 100V99H160ZM216 100H217V98H216ZM17 101H18V99H17ZM23 101H25V100H23ZM30 101V100H29ZM28 101V102H29ZM40 101V100H39ZM52 101V100H51ZM60 101V102H61ZM77 101V100H76ZM93 101H92V103H93ZM98 101V100H97ZM114 102H115V100H113ZM148 101H150V100H147V102ZM174 101V100H173ZM2 102H3V100H2ZM0 103V105L1 106H3L2 104L3 103ZM14 102H16V101H14ZM21 102V101H20ZM35 102H37V101H35ZM35 102H34V104L30 101V103L29 104H33L34 106H35V109H36V111H38V110H40L42 107L40 106V104H38V102L35 104ZM59 102V101H58ZM83 102V101H82ZM81 102V103H82ZM150 102H152V101H150ZM155 102V101H154ZM165 102V101H164ZM172 102V101H171ZM263 102V101H262ZM7 103V102H6ZM9 103V104H8ZM8 103H7V105L9 106V105H11L10 103L11 102H9L8 101ZM19 103V102H18ZM63 102H61V104H62ZM64 103H65V101H64ZM81 103H79V101H78V105L77 106H80L81 107ZM97 103V102H96ZM153 103V102H152ZM260 103V102H259ZM31 104V105H32ZM42 104V103H41ZM69 103H68V101H67V103H65L64 105H65V107H67V106H69V107H67V108H70V104L68 105ZM76 104H77V102H76ZM76 104H75V107H76ZM144 104H145V106L147 105L145 102H144ZM166 104V103H165ZM7 105L5 106V107H7ZM15 105V104H14ZM63 105V104H62ZM82 105L84 106V102L82 103ZM92 105V104H91ZM93 105H96V104H93ZM116 105V104H115ZM155 105H157V104H155ZM160 105V104H159ZM159 105H157V106H159ZM164 105V104H163ZM167 105V104H166ZM169 105V104H168ZM177 105V104H176ZM0 106V107H1ZM149 105H147L146 107H148ZM150 106H151V104H150ZM12 105H11V112L13 111L12 110ZM22 107V106H21ZM64 107V106H63ZM64 107V108H65ZM72 107V106H71ZM74 107V108H75ZM86 107V106H85ZM92 107H94V106H92ZM146 107H143V109L145 108L146 109ZM160 107V106H159ZM158 107V108H159ZM167 107V106H166ZM175 107V106H174ZM173 107V108H174ZM182 107H184V106H181L180 104L179 105H177L176 106V108L174 109V119H175V117L177 118V120H179V123L181 122V124L182 123H184L185 121L184 120H186V122L187 123H185L184 125V127H185V129L187 128V130H181V127H182V125H181V127L179 128L181 131H183V134H184V131H185V134H187V135H183V134H181L184 138L186 137L187 138V136H188V138L189 139H192L191 141H194V145L195 146H197V144H201L202 143V140H203V138H202V134H206L207 132H210V129H211V131H212V128H211V126L213 127V125H204V126H202L203 124L201 123V121H199V122H197L196 123V121L195 122H191V119L189 120V118H191V116L189 117V114L187 115V116H185V113L186 112H183V109H182ZM223 107V106H222ZM4 108V107H3ZM3 108H0V109H3ZM18 108V107H17ZM34 108V107H33ZM56 108V107H55ZM67 108H65V109H67ZM151 108L152 107H148V110L150 109L151 110ZM154 108V107H153ZM157 108V107H156ZM5 109V108H4ZM81 109V108H80ZM83 109V108H82ZM86 109V108H85ZM89 109V108H88ZM162 109V108H161ZM160 109V110H161ZM6 110H9V107H7V109ZM14 110H15V108H14ZM18 110V109H17ZM24 110V109H23ZM68 110V112H69V109H67ZM75 110V109H74ZM76 110H77V108H76ZM78 110H79V107H78ZM154 110H156V109H154ZM158 110V112H159V109H157ZM163 110H164V113H165V110L166 109H162L159 113H163ZM186 110V109H185ZM2 111V110H1ZM1 111H0V116H1ZM41 114H40V121H43V126L44 127H42V129L41 130H39V131H37L36 129H32L31 130V128H33L32 126H31V128L29 129L30 131H29V133L31 134V137L33 136L34 138H32V139H35V140H37L38 138V135H40L41 134V132H42V134L43 133H45V134H48L49 132L50 133H53L55 130H54V127H56V125L55 124H53V123H51L52 121H53V119H56V118H53V117H51L52 118V120H51V118L48 120V119H43V118H45L46 117V115H47V112H45V111H43V109H41ZM71 111H73V109L71 110ZM146 111V110H145ZM151 111H153V110H151ZM150 111V112H151ZM173 110H171V112H172ZM260 111V110H259ZM2 112H4V110L2 111ZM78 112V111H77ZM81 112V111H80ZM147 112V111H146ZM166 112H167V110H166ZM169 112V111H168ZM168 112H167V114H168ZM228 114H229V112H228V110L226 111ZM18 113V112H17ZM16 113V114H17ZM23 113V112H22ZM38 113H40V112H38ZM75 112H73V114H74ZM129 113V112H128ZM127 113V114H128ZM154 113H157V112H155L154 111ZM159 113H158V115H159ZM173 113V112H172ZM261 113H262V111H261ZM7 114V113H6ZM9 114V113H8ZM8 114H7V116H8ZM24 114V113H23ZM82 114V113H81ZM130 114L131 113H129V117H130V119H131V117L132 116H130ZM153 114V113H152ZM151 114V115H152ZM12 115H13V112H12ZM18 115H21V113L20 114H18ZM17 115V116H18ZM25 115V114H24ZM23 115V116H24ZM29 115V114H28ZM49 113H48V116L47 117H49ZM63 115V114H62ZM146 115H147V113H146ZM149 115V114H148ZM156 115V114H155ZM154 115V116H155ZM166 115V114H165ZM2 116H4V115H2ZM1 116V118H3L2 119V121H6V120H4V117H2ZM17 116L15 117V118H17ZM37 116H39V115H37ZM42 116V117H41ZM77 116V115H76ZM153 116V115H152ZM152 116H151V118H152ZM157 116V115H156ZM14 117V116H13ZM19 117V116H18ZM46 117V118H47ZM68 117H69V113H68ZM71 117V116H70ZM70 117H69V119H70ZM196 118H194L193 120H195V119H197V116H195ZM1 118H0V122H2L1 121ZM11 118V117H10ZM14 118V119H15ZM20 118H22V117H20ZM20 118H18V119H20ZM126 118H128L127 116H126ZM146 118H149V117H146ZM159 118H161V117H159ZM171 118V117H170ZM199 118V117H198ZM206 118V117H205ZM14 119H13V121H14ZM23 119V118H22ZM22 119H20V120H22ZM42 119V120H41ZM73 118L71 117V120H72ZM81 119V118H80ZM135 118L133 117V120H134ZM169 119V118H168ZM10 120V119H9ZM12 120V119H11ZM74 120V119H73ZM72 120V121H73ZM142 120H144L145 121V119H143L142 118ZM147 120V122H149V119H146ZM184 121V122H182V121ZM198 120V119H197ZM12 121V122H13ZM19 121V120H18ZM39 121V122H40ZM51 121V122H50ZM75 121V120H74ZM73 121V122H74ZM156 121H157V119H156ZM158 121H163V120H158ZM167 120L165 119L163 122H164V124H163V126H160V125H162V123L163 122H160V123H158L157 124V126H160V128H158V130H160V132H161V130L162 131H166L165 129H166V126H165V122H166ZM171 121V120H170ZM175 122H176V120H174ZM264 121V120H263ZM75 122H77V121H75ZM82 122H83V120H82ZM151 122V121H150ZM149 122V123H150ZM172 123H173V121H171ZM174 122V124H176L177 125V122L175 123ZM211 122V121H210ZM3 123V122H2ZM5 123V122H4ZM11 123V122H10ZM20 123V122H19ZM18 123V124H19ZM23 123H25V122H23ZM32 123H34V122H32ZM69 123V122H68ZM72 123V122H71ZM170 123V122H169ZM198 123H200V124H202V125H200V124H198ZM212 123V122H211ZM264 123V122H263ZM262 123V124H263ZM1 124V123H0ZM14 124H15V122H14ZM17 124V123H16ZM31 124V123H30ZM78 124V123H77ZM137 124V123H136ZM136 124H134V125H136ZM145 124V123H144ZM171 124V123H170ZM8 125V124H7ZM20 125V124H19ZM25 125V124H24ZM69 125V124H68ZM81 125H82V123H81ZM140 125V124H139ZM167 125V124H166ZM175 125V126H176ZM179 125V124H178ZM177 125V126H178ZM6 126V125H5ZM9 126V125H8ZM7 126V127H8ZM10 126H11V124H10ZM29 126V125H28ZM137 126V125H136ZM164 126H165V129H164ZM175 126H173V128H175ZM177 126H176V129H175V131H174V133H177V135H180V132H179V134H178V130H177ZM1 127V129H2V126H0ZM80 127V126H79ZM169 127V126H168ZM167 127V128H168ZM14 128V127H13ZM19 128V127H18ZM157 127H154L153 129H156ZM226 128V127H225ZM224 128V129H225ZM228 128V127H227ZM226 128V129H227ZM230 128V127H229ZM228 128V129H229ZM233 128V127H232ZM1 129H0V135H5L4 134V131H1ZM4 129V128H3ZM2 129V130H3ZM6 129V128H5ZM4 129V130H5ZM40 129V128H39ZM56 129V128H55ZM135 129V128H134ZM170 129H172L171 127H170ZM170 129H168V131H170ZM19 129H17L16 128V132H14L15 131V128L13 129V132H14V134L16 135V133L18 132L19 133V131H18ZM54 130V131H53ZM233 130V129H232ZM7 131V130H6ZM11 131H12V128H11ZM10 131V132H11ZM41 131V132H40ZM172 131V130H171ZM226 131V130H225ZM234 131V130H233ZM233 131H226V132H228V134L229 133H231L230 135H231V138H232V132ZM5 133H7V132H5ZM20 133L22 134L23 132H21L20 131ZM40 133V134H39ZM162 133V132H161ZM168 133H170V132H167V135H169ZM202 133V134H201ZM214 134H215V132H213ZM259 133H261V134H259ZM17 135V137H15V136H13L14 137V139L12 138V139H9V138H5V136H4V138L6 139V141L5 140H3L2 141V139L0 140V141H2V142H0V152H3L7 157L6 158H8L9 160L7 161V160H5L6 161V163H3V164H6V167H5V169L6 170H9V172H7L8 174H9V177L12 179V182H11V184H10V186L9 187H11V189H14V188H16L17 187V183L20 185V186H18L17 188L19 189V192H20V194L22 195L21 197H24L26 200L27 199H30L31 201H29V202H27V203H24V209H25V211L27 210V208L28 207H31L32 205L31 204H34V203H32L34 200H33V194L31 193V191H29V188H32V187H27V185H28V183H29V173H32L33 171H32V166H31V164H32V162H29L28 163V161H29V159H30V155L27 153V155H28V161H27V159L25 158V156H26V152H27V150L25 151V148H23V146L24 147H29L30 145L28 144V145H24V142H26L24 139H22L23 138V136L22 135ZM166 134V133H165ZM173 135V132H171L170 133V135ZM211 134V133H210ZM226 134V133H225ZM8 135V134H7ZM162 135L164 136V133H162ZM169 135V136H170ZM175 135V134H174ZM212 135V134H211ZM48 135H46L45 137H47ZM137 138L139 137V135H138V133H137ZM141 136V135H140ZM201 136V137H200ZM219 136V135H218ZM218 136H216V137H218ZM220 136H222V134L220 135ZM219 136V137H220ZM226 136H228V135H226ZM260 136H262V138H260ZM3 137V136H2ZM11 137V136H10ZM42 137V136H41ZM41 137H40V139H41ZM172 137H174V138H176V139H178L179 138V136H172ZM171 137V138H172ZM178 137V138H177ZM204 137V136H203ZM215 136L213 137V138H216ZM234 137V136H233ZM234 137V138H235ZM140 138V137H139ZM138 138V139H139ZM180 138L181 139H183L181 136H180ZM200 138H202V140L200 139ZM212 138V139H213ZM229 138H230V136H229ZM234 138H233V140H234ZM8 139V140H7ZM70 138H68V140H69ZM210 139V138H209ZM209 139H207V140H209ZM219 140H221L222 141V139H220V138H218ZM261 139V142L259 141ZM34 140V141H35ZM188 140V139H187ZM206 140V141H207ZM29 141V140H28ZM38 141V140H37ZM42 141V140H41ZM58 141V140H57ZM157 141V140H156ZM180 141V140H179ZM178 141V142H179ZM191 141H188V142H191ZM30 142H32V141H30ZM59 142V141H58ZM64 142H65V140H64ZM72 142V141H71ZM154 142V141H153ZM159 143L161 142V141H158ZM184 142L186 143V140H184ZM204 142H205V140H204ZM214 142V141H213ZM218 142V141H217ZM237 142V141H236ZM29 143V142H28ZM63 143V142H62ZM68 143V142H67ZM193 142H191V144H192ZM197 143V144H196ZM215 143V142H214ZM14 144V145H13ZM27 144V143H26ZM54 144V143H53ZM66 144V143H65ZM73 144H76V143H74L73 142ZM161 144V143H160ZM162 144H164V143H162ZM189 144V143H188ZM206 144H207V142H206ZM213 144V143H212ZM257 144V145H256ZM16 145V146H15ZM59 145V144H58ZM62 145V144H61ZM84 145V144H83ZM85 145H87V144H85ZM89 145V144H88ZM158 145V144H157ZM187 145V144H186ZM185 145V146H186ZM204 145V144H203ZM214 145V144H213ZM13 146H14V148H13ZM18 146V147H17ZM32 146V145H31ZM37 146V145H36ZM41 146V145H40ZM53 146V145H52ZM51 145H50V147H52ZM57 146V145H56ZM55 146V147H56ZM60 146V145H59ZM154 146H156V145H154ZM161 146V145H160ZM160 146H158V147H160ZM163 146V149H164V146H165V150H166V147H168V146H166L165 144L164 145H162ZM162 146L160 147V148H162ZM210 146V145H209ZM208 146V147H209ZM237 146V145H236ZM243 146V147H242ZM20 147V148H19ZM34 147V146H33ZM42 147V146H41ZM40 147V148H41ZM45 147V146H44ZM50 147H48L49 149H50ZM54 147V146H53ZM78 147V146H77ZM84 147H86V146H84ZM171 147V146H170ZM192 147V146H191ZM200 147H201V145H200ZM211 147V146H210ZM214 147V146H213ZM222 147V146H221ZM229 147V146H228ZM231 147H235V146H231ZM17 148V150H15ZM30 148V147H29ZM39 148V147H38ZM46 148V147H45ZM48 148H46L47 150H48ZM58 148V147H57ZM119 149H120V147H118ZM118 148H115V146H113V145H110V144H107V143H104L103 144V149H102V151H98V152H95V153H92V157L86 162V163H81V165L80 166H82L83 168H84V171H85V174L89 177V179H90V186H91V188H90V190H92V191H90V196H91V193H92V201L91 200H89V199H87V198H85L84 196L82 197H80V193H78V192H83V191H79L78 190V192H76V191H72V193L78 198V200L80 201L79 202V205H81L80 207L82 208H80L81 209V212L78 210V208H77V210L79 211V213L80 214H77V212L76 211H72V209H73V207L74 206H71V210L69 211V212H71L70 214H69V217H70V220L74 223V222H78L77 224L79 225V233H80V231H81V233H80V235H83V237H85V234L87 235L88 233H90V234H88V235H92V237L96 234H94V233H92L91 234V230L93 229L94 230V227L97 229V232L98 233H100L101 234V239H99V241H101V240H104V241H106V244L110 247V251L112 252H110L111 253V257H112V259L113 260H111V259H107V260H111L110 262L112 263V261H113V263L112 264H137L136 262H133V260L134 259H132L133 258V256H134V252L133 253H130V250H127L128 248H125L124 249V247H123V245H121V241L119 240V238H118V231H117V228L119 227V226H125L126 225V222H127V218H126V215H128V213L129 212H131V211H137V212H143V211H145L146 209H148V208H152L155 212H156V214L157 213H163L164 214V217H166L165 215H167L168 214V217L170 218V217H172L173 215H172V211H174V209H175V206H176V208L177 207H179L180 205H178V204H176L175 205V203H177V201H179V199H177L176 197H173V201H171L170 200V196L171 195H169L168 193H166L165 195L164 194H162L163 196H160V197H158V198H156L157 196H158V194L160 193H158L157 192V190H162V189H159V188H157V190H156V188L154 187L153 188V186L150 184V182L148 181V178H147V176H146V173H145V169H143V165H144V167H145V165H147L149 162H151V161H148V163L147 164H145V162H143L142 161V159H140V157L137 155V154H133V152L132 153H130V152H127V151H125L124 149L122 150V148L119 150ZM149 148V147H148ZM154 147H152L151 148V150L153 149ZM169 148V147H168ZM183 148V147H182ZM185 149L186 148H188V146H186V147H184ZM190 148V147H189ZM188 148V149H189ZM196 148H199V147H196ZM226 148H227V146H226ZM237 149H238V147H236ZM235 148V151H233V152H236V149ZM1 149L3 150V151H1ZM20 149V150H19ZM32 148H30V150H31ZM34 149V148H33ZM78 149V148H77ZM159 148H157V150H158ZM163 149H162V151H163ZM171 149V148H170ZM191 149V148H190ZM190 149H189V151H190ZM193 149V148H192ZM201 149H203V148H201ZM205 149H206V147H205ZM225 149V148H224ZM223 149V150H224ZM231 150H232V148H230ZM229 149V150H230ZM45 150V149H44ZM51 150H53L52 148H51ZM56 149H54L53 151H55ZM105 152H104V151ZM156 150V147L154 148V151ZM156 150V151H157ZM161 150V149H160ZM160 150H159V152H160ZM164 150V151H165ZM168 150V149H167ZM184 150V149H183ZM182 150V151H183ZM187 150V149H186ZM197 150V149H196ZM204 150V149H203ZM203 150H202V152H203ZM207 150H209V151H211L210 149H206V151ZM213 150V149H212ZM228 150V151H229ZM233 150H234V148H233ZM257 150V151H256ZM18 151H19V153H18ZM153 151V150H152ZM163 151V152H164ZM181 151V150H180ZM192 151H195V150H192ZM206 151H204V152H206ZM213 151H215V150H213ZM212 151V152H213ZM238 151H240V150H238ZM240 151V152H241ZM16 152H17V154H16ZM28 152H30V151H28ZM36 152V151H35ZM42 152V151H41ZM51 152V151H50ZM83 152V151H82ZM84 152H86L84 155H87V156H90V154L88 153V150H87V147L85 148V151ZM191 152V151H190ZM189 152V153H190ZM200 152H201V150H200ZM263 152V151H262ZM261 152V153H262ZM21 153H22V155H21ZM38 153H40V152H38ZM44 153V152H43ZM47 153V151L44 153V154H46ZM54 153V152H53ZM59 153V152H58ZM178 153H180V152H178ZM177 153V154H178ZM183 153V152H182ZM182 153H180V155L182 154ZM214 153V152H213ZM225 153V152H224ZM25 154V155H24ZM30 154H31V152H30ZM55 154V153H54ZM57 154V153H56ZM55 154V156H57ZM207 154H208V152H207ZM206 154V157H211V156H208ZM228 154V153H227ZM263 154V153H262ZM199 155V154H198ZM203 155V154H202ZM229 155V154H228ZM234 155V154H233ZM50 156V155H49ZM178 156V155H177ZM187 156V154H185L184 156H179V157H181V158H178V157H176V158H178V160H179V162L181 163V167H182V169L184 170V166H182V165H186V162L188 161V156ZM189 156H190V158H191V154H189ZM205 156V155H204ZM236 156V155H235ZM264 155H261V157H260V155H259V158H264L263 157ZM27 157V156H26ZM52 157V156H51ZM70 157V156H69ZM194 157V156H193ZM238 157V156H237ZM33 158V157H32ZM32 158H31V160H32ZM46 158V157H45ZM54 158V157H53ZM74 158V157H73ZM189 158V160L190 161H193V158H192V160ZM201 159H202V157H200ZM211 158H213V157H211ZM216 158H218V157H216ZM216 158L215 159H213L214 161L216 160ZM34 159V158H33ZM55 159V158H54ZM76 159V158H75ZM149 159V158H148ZM196 159V158H195ZM205 159V158H204ZM209 159V158H208ZM2 160V159H1ZM47 160V159H46ZM48 160H50V159H48ZM207 160V159H206ZM258 160H260V159H258ZM33 161V160H32ZM55 161V160H54ZM60 161H62L61 159H60ZM213 161V162H214ZM217 161V160H216ZM69 162V161H68ZM176 162H177V159H176ZM189 162V161H188ZM219 162H221L220 161V159H219ZM219 162H214L215 163V165L217 166L218 164H216V163H219ZM34 163V162H33ZM36 163V162H35ZM54 164H55V162H53ZM144 163V164H143ZM152 163H154V162H152ZM178 163V162H177ZM192 163V162H191ZM196 163V162H195ZM195 163L194 164H192V168H194L195 167ZM205 163V162H204ZM203 163V164H204ZM211 163V165H212V162H210ZM210 163H208L209 164V166H210ZM214 163H213V166H214ZM2 164V163H1ZM38 164H40V163H38ZM41 164H43V163H41ZM46 164V163H45ZM51 164V163H50ZM64 164V163H63ZM197 164V163H196ZM220 164V163H219ZM245 164V163H244ZM33 165V164H32ZM152 165V164H151ZM177 165V164H176ZM176 165L174 166L175 168H176ZM179 165V164H178ZM189 165H190V162H189ZM188 164H187V168L189 169V166ZM193 165H194V167H193ZM246 165V164H245ZM264 165V164H263ZM33 166H35V165H33ZM37 166V165H36ZM39 166V165H38ZM49 166V165H48ZM47 166V167H48ZM53 166V165H52ZM55 166H56V164H55ZM58 166L60 167V165L58 164ZM72 166V165H71ZM86 166H87V168H86ZM161 166V165H160ZM180 166H178L179 168H181ZM215 166V167H216ZM246 166H248V165H246ZM248 166V167H249ZM2 167V166H1ZM46 166H44V169L45 168H47ZM62 167H63V165H62ZM76 167V166H75ZM174 167L172 168V169H174ZM200 167V166H199ZM223 167V166H222ZM37 168V167H36ZM35 168V169H36ZM40 168H43V167H40ZM52 168V167H51ZM68 168V167H67ZM197 168L198 167H196V170H194V173H195V171L196 172H198V170H197ZM203 168V167H202ZM207 167L205 166V168L204 169H202L201 171H203V170H205ZM211 168H214V167H212L211 166ZM220 166L218 165V167H216V169H219V172L220 173H218L217 172V175L219 174V176H222V173L224 172H221V170H220ZM244 169H245V167H243ZM242 168V169H243ZM0 169H2V168H0ZM39 169V168H38ZM52 169H54V168H52ZM60 169V168H59ZM78 169V168H77ZM81 169V168H80ZM160 169H162V168H160ZM172 169H171V171H172ZM195 169V168H194ZM209 170H210V167L208 168ZM215 169V168H214ZM215 169V170H216ZM246 169V170H247ZM3 170V169H2ZM6 170H5V172L3 173V174H5L6 173ZM31 170V171H30ZM48 172H46L47 174H51V172L52 171H50V168L48 167V169H46ZM46 170H43V172L45 173V171ZM55 170V169H54ZM63 170V169H62ZM164 170V169H163ZM179 170V169H178ZM178 170H173L174 172L175 171H178ZM215 170H212L213 172H215ZM4 171V170H3ZM2 171V172H3ZM42 171V170H41ZM59 170H57V173L59 174V172H58ZM83 171V172H84ZM166 171H169V170H166ZM166 171H165V173H166ZM171 171H170V173H169V175H168V177L169 176H171V174L173 173V171H172V173H171ZM186 171H188V170H186ZM193 171V170H192ZM191 171V172H192ZM211 171V170H210ZM238 171V170H237ZM244 171V170H243ZM180 172H182L181 170H180ZM184 172V171H183ZM190 172V173H191ZM200 172V171H199ZM205 172V171H204ZM212 172V173H213ZM232 172V171H231ZM39 173V172H38ZM44 173H43V175H44ZM64 173V172H63ZM67 173V172H66ZM193 173V174H194ZM211 173V174H212ZM225 173V172H224ZM228 173V172H227ZM239 173V172H238ZM0 174H2V173H0ZM33 174V173H32ZM35 174V173H34ZM46 174V177L48 176ZM49 174V175H50ZM65 174V173H64ZM84 174V175H85ZM163 174V173H162ZM177 174H179V171H178V173ZM185 174V173H184ZM192 174V173H191ZM196 174V173H195ZM194 174V175H195ZM204 174V173H203ZM215 174V173H214ZM230 174H232V173H229V174H225L224 176H226L225 177V179H224V181H222V179L220 180H218V179H216V180H218V181H216L215 179H214V181L216 182H214L215 183V185H216V187H217V189L215 188V186H213V182H211L212 183V187H213V189L215 188V191H216V193L215 194H218L219 193V195H218V197L216 198V199H219V200H216L215 202H218V201H220V200H224V202L226 201L225 200V198H226V195L228 194L227 193V191H226V189H228L229 188V186L230 185H232L234 182H236V181H239L240 179V177H241V174L240 175H238L237 176V173H236V176H233V177H231V179L227 176V175H230ZM234 174V173H233ZM247 173H245V175H246ZM251 174V175H250ZM38 175V174H37ZM164 176V179L162 178V182H164V183H166L165 181H163V180H165V174H163ZM166 175V176H167ZM187 175V174H186ZM199 175V174H198ZM197 174H196V176H198ZM206 175H208V173L206 174ZM205 175V176H206ZM235 175V174H234ZM243 175V174H242ZM31 176V175H30ZM33 176V175H32ZM61 176H63L64 177V175H60V177ZM67 176V175H66ZM66 176L64 177L65 179H66ZM176 175H174V177H175ZM180 176V174L178 175V177ZM223 176V177H224ZM4 177H5V175H4ZM36 177V176H35ZM41 177V176H40ZM39 177V178H40ZM46 177H45V180H46ZM51 177H52V174H51V176H50V179H51ZM56 177H58V176H56ZM167 177V178H168ZM181 177L182 176H180V179H181ZM185 177V176H184ZM204 177V176H203ZM202 177V178H203ZM32 178V177H31ZM49 178V177H48ZM63 178V179H64ZM173 178V177H172ZM189 178H191L190 176H189ZM200 178V177H199ZM214 178H217V177H214ZM1 179V178H0ZM41 179V178H40ZM64 179V180H65ZM87 179V178H86ZM85 179V180H86ZM172 180L171 179V177L170 178H168V180ZM194 179V178H193ZM260 179V178H259ZM263 180H264V178H262ZM53 180H55V179H53L52 178V182H51V184L53 183ZM83 180V179H82ZM84 180V181H85ZM168 180H166L167 182H168ZM176 180H177V178H176ZM176 180H175V183H176ZM188 180V179H187ZM187 180H186V182H187ZM195 180H196V178H195ZM194 180V181H195ZM201 180V179H200ZM262 180V181H263ZM48 181V180H47ZM56 181V180H55ZM67 181H68V179H67ZM66 181V182H67ZM71 181V180H70ZM174 181V180H173ZM182 181V180H181ZM213 181V180H212ZM49 182V183H50ZM62 182H63V180H62ZM65 182V183H66ZM72 182V181H71ZM88 183V181H85V183ZM178 182V181H177ZM185 182V183H186ZM190 182V181H189ZM192 182V181H191ZM239 182H241V180L239 181ZM264 182V181H263ZM172 183V182H171ZM181 183V182H180ZM183 183H184V181H183ZM195 184H196V182H194ZM230 183H232V184H230ZM242 183V182H241ZM241 183H240V185H241ZM50 184V185H51ZM58 184V183H57ZM167 184H169V183H167ZM187 184V183H186ZM242 184V185H243ZM35 185V184H34ZM37 185V184H36ZM48 185V184H47ZM67 185L69 186V184L67 183ZM66 185V186H67ZM84 185V184H83ZM182 185V184H181ZM190 185V184H189ZM236 185V184H235ZM239 185V186H240ZM241 185V186H242ZM16 186V187H15ZM54 186H58V185H56L55 183H54ZM86 186V185H85ZM174 186V185H173ZM187 187H188V185H186ZM191 186V185H190ZM263 188H261V187ZM264 186V185H263ZM2 187V186H1ZM4 188H5V186H3ZM47 187V186H46ZM49 187V186H48ZM70 187V186H69ZM69 187H66V188H69ZM175 187H177L176 189L178 190V188H179V186H174V188ZM182 187H183V185H182ZM185 187V186H184ZM194 187V186H193ZM238 187V186H237ZM8 188V187H7ZM7 188H5V190L7 189ZM51 188V187H50ZM56 188V187H55ZM65 188V189H66ZM71 188V187H70ZM73 188V187H72ZM77 188V187H76ZM88 188V189H89ZM248 188V187H247ZM27 189H28V191L30 192H28L27 191ZM47 189V188H46ZM49 189V188H48ZM73 189H75V188H73ZM175 189V190H176ZM185 188H183V190H184ZM4 190V189H3ZM5 190H4V192H5ZM15 190V189H14ZM57 190H59L58 188H57ZM186 190V189H185ZM229 190H230V188H229ZM244 190V189H243ZM70 191V190H69ZM69 191L67 192L66 190L63 192V191H61V195H62V197L64 196L65 197V200H67V201H65V203L67 202L68 204H70L69 202H70V200L68 201V199H70L71 197H73V194L71 193V191H70V195H72L71 197H69L68 196V194H69ZM162 191H164V190H162ZM172 191H174V190H172ZM171 191V192H172ZM226 193H225V192ZM251 191V190H250ZM3 192V194H0L1 196L3 195V198H4V195H6L5 193ZM6 192H7V190H6ZM27 192L29 193V195H27ZM37 192H39V191H37ZM60 191H57V193L58 194H60L59 193ZM166 192V191H165ZM1 193V192H0ZM39 193H41V192H39ZM155 193H158L157 194V196H155L156 194ZM226 195H225V194ZM230 193V192H229ZM80 194V195H79ZM171 194V193H170ZM176 194V193H175ZM177 194H179V193H177ZM176 194V195H177ZM9 195V194H8ZM39 195V194H38ZM48 195V192L47 191H45V190H43V192H42V194L40 195L41 197L40 198H43V200L42 201H44V202H42L43 203V207H44V209L45 208H47L46 206H48L47 205V203H46V200H47V198L46 197H48L47 196ZM83 195V194H82ZM85 195V194H84ZM159 195H161V194H159ZM181 195V194H180ZM68 196V197H67ZM172 196H174L173 194H172ZM172 196H171V198H172ZM5 197H7V196H5ZM37 197V196H36ZM63 197V198H64ZM67 197V198H66ZM75 197V198H76ZM182 197V196H181ZM180 197V198H181ZM184 197V196H183ZM264 197V196H263ZM12 198V197H11ZM185 198V197H184ZM251 198H254V200H251ZM39 199V198H38ZM73 199V198H72ZM248 199V200H249ZM1 200H2V197H1ZM77 200V201H78ZM185 200V199H184ZM231 200V199H230ZM28 201V200H27ZM35 201H37V200H35ZM48 201V200H47ZM188 201V200H187ZM9 203L11 202V201H8ZM20 202V201H19ZM22 202V201H21ZM23 202H24V200H23ZM38 202V201H37ZM227 202H229V201H227ZM2 203V202H1ZM6 203V202H5ZM8 203V204H9ZM41 203V204H42ZM71 203H73V202H71ZM178 203H180V202H178ZM184 203V202H183ZM190 203V202H189ZM193 203V202H192ZM195 204H198V202L196 203V201L194 202ZM194 203H193V205H194ZM221 203H222V201L219 203L218 202V204H220L221 205ZM230 203V202H229ZM7 204V205H8ZM36 204H39V203H36ZM182 204V203H181ZM191 204V203H190ZM210 204V203H209ZM223 204V203H222ZM208 205V204H207ZM207 205H206V209H207ZM211 205V204H210ZM228 205H230V204H228ZM3 206V205H2ZM4 206H5V204H4ZM22 206V207H23ZM34 206V205H33ZM38 206V205H37ZM50 206V205H49ZM52 206V205H51ZM68 206V205H67ZM158 206V207H157ZM182 206V205H181ZM215 206V205H214ZM234 207H235V205H233ZM6 207V206H5ZM193 207V206H192ZM195 207H196V205H195ZM204 207V206H203ZM216 207H217V204H216ZM219 207V206H218ZM221 207V206H220ZM231 207V206H230ZM247 207V206H246ZM259 207H256V208H259ZM32 208H34V207H32ZM39 208V207H38ZM92 208L94 209V212L93 213H91V210H92ZM180 208H182V210L184 211V209L183 208H185V207H180ZM200 208V207H199ZM209 208V207H208ZM1 209V208H0ZM3 209V208H2ZM37 209V208H36ZM41 209V208H40ZM48 209V208H47ZM188 208H185V210L188 212V210H191L190 209V207H189V209L187 210ZM204 209H205V207H204ZM205 209V210H206ZM212 209V208H211ZM226 209V208H225ZM229 209V208H228ZM248 209V208H247ZM4 210V209H3ZM151 210V209H150ZM152 210V211H153ZM175 210H177V209H175ZM194 210H195V208H194ZM213 210V209H212ZM233 210V209H232ZM235 210V209H234ZM233 210V211H234ZM245 210H246V208H245ZM249 210H251V208H249ZM28 211V210H27ZM41 211V210H40ZM42 211H43V208H42ZM49 211V210H48ZM178 211H180V210H178ZM185 211V212H186ZM192 211H193V209L191 210V213H185V214H187V216L189 215V214H192ZM209 211V210H208ZM211 211V210H210ZM214 211V210H213ZM236 211V210H235ZM68 212V213H69ZM75 212V213H74ZM172 212V213H171ZM176 212V211H175ZM174 212V213H175ZM180 212H182V211H180ZM214 212H217L216 210L214 211ZM228 212V211H227ZM230 212H231V210H229V214H230ZM154 213V212H153ZM160 213L159 214H157V215H160ZM177 213V212H176ZM209 213V212H208ZM213 213V212H212ZM211 213V214H212ZM233 213V212H232ZM49 214V213H48ZM51 214V213H50ZM53 214V213H52ZM155 214V213H154ZM215 214V213H214ZM229 214H228V216H229ZM236 214V213H235ZM45 215V214H44ZM156 215V217H158ZM193 215H194V212H193ZM226 215L227 214H225V217H226ZM232 215H234V214H232ZM236 215H238V214H236ZM256 215V214H255ZM12 216V215H11ZM43 216V215H42ZM155 216V215H154ZM175 216H177V215H175ZM179 217H181L180 215H178ZM183 216V215H182ZM194 216H196V215H194ZM198 216V215H197ZM212 216V215H211ZM231 216V215H230ZM7 217V216H6ZM54 217V216H53ZM174 217V216H173ZM172 217V218H173ZM207 217H209V216H207ZM8 218V217H7ZM6 218V219H7ZM52 218V217H51ZM55 218V217H54ZM188 218H189V216H188ZM187 218V219H188ZM191 218H193V217H190V220H191ZM223 218V217H222ZM36 219V218H35ZM47 219V218H46ZM160 218H158V220H159ZM164 219V218H163ZM174 219V218H173ZM176 219H177V217H176ZM182 219H183V217H182ZM184 219H185V217H184ZM187 219H186V222H187ZM195 219H197V218H195ZM204 219V218H203ZM225 219V218H224ZM228 219V218H227ZM15 220V219H14ZM14 220H12V219H10L9 218V220H7L8 222L7 223H10L11 225H7V233L9 232V234H13L14 235V238H16V237H23V238H25L26 239V235L28 234V232H27V234H26V232L24 231L25 230V228H22L23 227V225L21 224L20 226L18 225V222L17 221H14ZM44 220V219H43ZM53 220V219H52ZM155 220V219H154ZM157 220V219H156ZM161 220V219H160ZM171 218H170V220H169V222H168V224H167V222H165V223H160V222H158L159 223V228H161V230L160 231H162L161 232V234L158 236V237H160V240H158L159 242H157V243H159L158 245H154V248H155V250L156 249H160L161 251H164L163 250V248L162 247H164V249H166L167 251H169V249H171V247H173L174 249H175V245H174V243L172 244V241L174 240V238H173V240H171V238H168V236H169V234H167L168 232H170L171 234H172V230L174 231V233L176 234V236H178L177 235V232H175V229H172L171 231H170V229L172 228L171 227V225L170 224H172L171 223ZM181 220V219H180ZM180 220H176L179 224H178V228H180V226H182V231H181V233H183V229H185L186 230V228H183L184 226V224H182L181 222H180ZM192 220H194V219H192ZM192 220H191V222H192ZM201 220V219H200ZM205 220V219H204ZM229 222H228V224L227 225H229L230 227H232V228H234V230H238V228H240L241 226H240V222H239V220L237 219V217H229ZM164 221V220H163ZM162 221V222H163ZM165 221H168V218H165ZM197 221H198V219H197ZM241 221V220H240ZM1 222H3V220H2V218L0 217V224H3V223H1ZM49 222V221H48ZM68 222H70V221H68ZM173 222H175V221H173ZM191 222H190V224H191ZM196 222V221H195ZM203 222V221H202ZM202 222H200V223H202ZM208 222H210V221H208ZM207 222V223H208ZM212 222V221H211ZM21 223V222H20ZM19 223V224H20ZM75 223V224H76ZM156 223V222H155ZM176 223V222H175ZM54 224V222H52V228H53V225ZM71 224V225H70ZM69 224V226H68V228H66L67 229V231H66V233H65V238H64V236H62L63 237V241H62V243H61V245H63V243H67L68 241L70 242V239H69V237L70 236H72V234H73V237L77 234V235H79L78 234V231H76L75 230V227H74V225H72V223H70ZM177 224V223H176ZM189 224V225H190ZM77 225V226H78ZM166 225V226H165ZM191 225H193V224H191ZM194 225H195V223H194ZM202 225V224H201ZM204 225V224H203ZM207 224H205L204 226H206ZM210 225V224H209ZM213 225H214V223H213ZM3 226V225H2ZM22 226V227H21ZM176 227L175 228H177V225H175ZM185 226H186V224H185ZM263 226V225H262ZM50 227V226H49ZM165 227H166V231H168V232H165V231H163V228H164V230H165ZM173 227H174V223H173ZM187 227V226H186ZM196 227H197V225H196ZM209 227V226H208ZM211 227H212V225H211ZM215 227H217V226H215ZM264 227V226H263ZM262 227V228H263ZM3 228V227H2ZM120 228V227H119ZM178 228L176 229V230H178ZM201 228V227H200ZM214 228V227H213ZM212 228V229H213ZM229 228V227H228ZM231 228V229H232ZM237 228V229H236ZM253 228V229H254ZM3 229H5V228H3ZM22 229H24L23 231H22ZM48 229V228H47ZM51 229V228H50ZM211 229V228H210ZM211 229V230H212ZM241 229V228H240ZM239 229V231H238V233L239 232H241V230ZM251 229V228H250ZM252 229V230H253ZM1 230V229H0ZM92 230V231H93ZM178 230V231H179ZM188 230V229H187ZM191 230V229H190ZM217 230V229H216ZM256 230V231H257ZM264 230V229H263ZM50 231V230H49ZM53 231V230H52ZM77 233H76V232ZM191 231H193V228H192V230ZM199 230H198V228H197V231H195V232H198ZM201 231V230H200ZM5 232V233H4ZM40 232H41V230H40ZM96 232V231H95ZM188 231H186V233H187ZM194 232V233H195ZM234 232V231H233ZM232 232V233H233ZM235 232H237V231H235ZM251 232V231H250ZM261 232V231H260ZM97 233V234H98ZM189 233H191L190 231H189ZM188 233V236H189V238H190V235H191V238H194L193 237V233H191V234H189ZM211 233V232H210ZM216 233V232H215ZM9 234H7L6 235V230L5 231H0V250H5L4 252H2V251H0V264H22L21 263V259L20 258H22L20 255H19V251L18 250H15L14 249V247H13V249L10 247V244H9V247H10V249H9V247H8V243H9V240L7 241L6 239L8 238L9 239ZM51 234H52V232H51ZM170 234V236H175L174 234H172L171 235ZM180 234V233H179ZM196 234V233H195ZM214 234V233H213ZM211 235V236H214V235ZM224 234H226V232L224 233ZM230 234V233H229ZM240 234H242V233H240ZM13 235H12V238H13ZM99 235V234H98ZM187 235V234H186ZM185 235V232L183 233V234H180L179 235V237H178V240L180 241V242H177V244H176V247L178 246V243H180V244H183L184 243V245H185V243L186 244H188L189 242H190V239L187 237ZM198 235H199V233H198ZM197 235V236H198ZM227 235V234H226ZM235 235H236V233H235ZM259 235V234H258ZM5 236H7V238L5 237ZM29 238H31L30 240H32V237H31V235L29 234ZM52 236V235H51ZM56 236V235H55ZM169 236V237H170ZM195 236V235H194ZM196 236V237H197ZM205 236V235H204ZM208 236V235H207ZM217 236H218V234H217ZM229 236V235H228ZM239 236V235H238ZM242 236V235H241ZM246 236V235H245ZM37 237H39V236H37ZM36 237V238H37ZM75 237H77V236H75ZM78 237H81V236H78ZM88 237V236H87ZM86 237V238H87ZM99 237V238H100ZM103 237V238H102ZM195 237V238H196ZM234 237V236H233ZM258 237V236H257ZM13 238V239H14ZM28 237H27V240H23L22 238H19V240L18 239H16V240H18V243H19V241H20V243L19 244H22L23 242H24V244H22V245H24L26 248H27V245H25L26 243H33V241H31V242H29L28 241V239H29ZM82 238V237H81ZM95 238H96V236H95ZM205 238H207V237H205ZM213 238H215V236L213 237ZM239 238V237H238ZM260 238V237H259ZM13 239H11V237H10V241H12ZM51 239H54V238H51ZM73 239V238H72ZM75 239H77V238H75ZM83 239H85V238H83ZM82 239V241H83V246H82V249H85V251L87 252V250H86V247H87V242H85V240H83ZM89 238H87V240H88ZM97 239V238H96ZM95 239V240H96ZM176 239H177V237H176ZM200 239V238H199ZM203 239H204V237H203ZM202 239V240H203ZM212 239V238H211ZM210 239V240H211ZM262 239V238H261ZM33 240H34V238H33ZM66 240H67V242H66ZM98 240V239H97ZM161 240H163V241H161ZM192 240V239H191ZM195 240V239H194ZM201 240V241H202ZM214 240V239H213ZM216 240H217V238H216ZM234 241H235V239H233ZM38 241V239L36 240V242ZM52 241V240H51ZM54 241V240H53ZM73 241V240H72ZM77 241V240H76ZM89 241V240H88ZM91 241V240H90ZM98 241V242H99ZM161 241V242H160ZM176 241V240H175ZM174 241V242H175ZM200 242V240H197L196 239V242ZM260 241H262V240H260ZM17 242V241H16ZM15 241H13V243L15 244L16 243ZM26 242V243H25ZM154 242V241H153ZM155 242V243H156ZM193 242H195V241H193ZM236 242V241H235ZM251 242H253V241H251ZM251 242H248V243H251ZM31 243V244H32ZM38 243V242H37ZM74 243V242H73ZM78 243V242H77ZM84 243H86V244H84ZM154 243V244H155ZM176 243V242H175ZM238 243V245H239V243H240V241L239 242H237ZM244 243V242H243ZM242 243V244H243ZM246 243V242H245ZM255 243H257V242H255ZM68 244V243H67ZM69 244H71V243H69ZM81 244V243H80ZM95 244V243H94ZM97 244V243H96ZM192 244V243H191ZM241 244V243H240ZM258 244V243H257ZM261 244H263V245H261ZM261 244L259 245H257V246H259L258 248H255V246L256 245H252V248H254V249H250V250H255L254 252V254H251V256L252 257H250V258H245L244 260H242V259H240V258H238V259H235V260H233V261H231V262H228L227 260V262L226 261H223L224 260V258H223V260L221 259V261H223V262H226V263H222V264H264V240H263V242H261ZM33 246H34V243L32 244ZM72 245V244H71ZM89 245V244H88ZM100 245V247L98 248V249H96V250H98V255L99 254H101V253H99L100 252V250L103 248V250H104V248L105 247H102L103 245H102V243L101 244H99ZM153 245V244H152ZM152 245H148V249L147 250H145V252L143 251V253H146V251H147V254H152V253H156V252H159V251H152V253H151V251H149V250H153L154 248H153V246ZM228 245V244H227ZM237 245V244H236ZM16 246H19L17 243H16ZM15 246V247H16ZM21 246V245H20ZM32 246V247H33ZM74 246V245H73ZM250 246V245H249ZM256 246V247H257ZM261 246V247H260ZM23 247V246H22ZM29 247L31 248V245H29ZM64 247V246H63ZM96 247V246H95ZM109 247H108V249H109ZM182 247V246H181ZM228 246H226L225 248H227ZM231 247H232V245H231ZM17 249H18V247H16ZM25 248V249H26ZM34 248H36V247H34ZM71 248V247H70ZM74 248V247H73ZM101 248V249H100ZM151 248H153V249H151ZM224 248V249H225ZM229 248V247H228ZM227 248V249H228ZM245 248V247H244ZM243 248V249H244ZM24 249V248H23ZM106 249V248H105ZM226 249V250H227ZM258 249V250H257ZM32 250V251H31ZM95 250V249H94ZM96 250H95V252H96ZM107 250V249H106ZM106 250H104L103 252H105ZM175 250H177V248L175 249ZM183 250V251H182ZM235 250V249H234ZM237 250V249H236ZM248 250V249H247ZM20 251H22L21 249H20ZM30 252L31 254L30 255H32L33 257H34V259H32L31 257L32 256H29V261H36V264H41V262L39 261L40 260V258L39 259H37L39 256H35L34 255V253H33V249H30V251L28 250V249H26V252ZM148 251H149V253H148ZM174 251V250H173ZM178 251V250H177ZM177 251H175L176 252V254L178 255V256H173L174 258H176V257H178V258H176V263H180L181 261H182V264H202L201 262H203V264H204V262L206 261H200V260H198V259H200V257H198V255H195V256H197L196 258L195 257H193L192 255H191V257H190V255L188 256L187 255V253H186V250H185V252H184V249H182V248H179V251H178V253H177ZM191 251V250H190ZM228 251V250H227ZM230 251H232V250H230ZM25 252V251H24ZM86 252H85V254H86ZM102 252V251H101ZM166 252V251H165ZM169 252H171V251H169ZM175 252L174 253H172L173 255H176L175 254ZM251 252V251H250ZM33 253V254H32ZM194 254H195V252H193ZM196 253H198V252H196ZM215 253V252H214ZM227 253H229V251L227 252ZM237 253V252H236ZM235 253V254H236ZM253 253V252H252ZM26 254V253H25ZM103 254V253H102ZM105 254V253H104ZM168 254V257L170 256L169 255V253H167ZM249 254V253H248ZM247 254V255H248ZM36 255H37V253H36ZM97 255V254H96ZM106 255V254H105ZM217 255V254H216ZM219 255V254H218ZM222 255H224L223 253H222ZM226 255V254H225ZM224 255V256H225ZM231 255H234L233 254V252H232V254ZM24 256V255H23ZM65 256H67V255H65ZM94 255H91V258H89L88 256L85 258V261L87 262L88 260V262L87 263H89V264H99L98 263V261L99 260H97V257H93ZM144 256V255H143ZM215 256V255H214ZM229 256V255H228ZM236 256V255H235ZM234 256V257H235ZM107 257H109V256H107ZM208 257H209V255H208ZM207 257V258H208ZM25 258V257H24ZM31 258V259H30ZM100 258V257H99ZM173 258V261L175 260ZM226 258V257H225ZM228 258V257H227ZM244 258V257H243ZM23 259V258H22ZM202 259V258H201ZM206 259V258H205ZM209 259H211V258H209ZM217 259V258H216ZM232 259H234V258H232ZM25 260V259H24ZM128 260L130 261V262H128ZM139 259H137L136 258V261H138ZM208 260V259H207ZM82 261V260H81ZM172 261V260H171ZM172 261V262H173ZM215 262L213 263H211V264H217V262H216V260H214ZM40 262V263H39ZM84 262V261H83ZM219 263H220V261H218ZM26 263V262H25ZM28 263V262H27ZM26 263V264H27ZM82 263V262H81ZM175 263V264H176ZM24 264V263H23ZM28 264H30V263H28ZM33 264V263H32ZM35 264V263H34ZM206 264V263H205Z\"/></svg>",
	"mask_w": 264,
	"mask_h": 264
}]
</instances>
